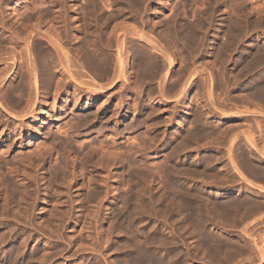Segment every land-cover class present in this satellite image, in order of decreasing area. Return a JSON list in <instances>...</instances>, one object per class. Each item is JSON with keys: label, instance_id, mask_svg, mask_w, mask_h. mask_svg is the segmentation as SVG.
Returning <instances> with one entry per match:
<instances>
[{"label": "rangeland", "instance_id": "rangeland-1", "mask_svg": "<svg viewBox=\"0 0 264 264\" xmlns=\"http://www.w3.org/2000/svg\"><path fill=\"white\" fill-rule=\"evenodd\" d=\"M28 1L29 0H0V16L1 15H5V16H7L8 15V17H9V19H8V17H6L5 18V16L3 15V17H2V19H0V21L2 20V22H0L1 24H0V34L1 35H3V37L5 38V40H6V44H10L9 46L7 45V47H6V45H5V48H7L8 50H12V48H14L13 46L15 45V49L19 52L21 49L20 48H22V47H20V46H23V44H19L17 47H16V44H15V34H16V30H15V28H17L18 26H17V24L18 23H16L15 21H17V20H20L21 22H23L24 20V22L23 23H27L26 25H38V23H39V21H40V23L39 24H41V31H42V33L43 32H45L46 30H47V28H48V26L49 25H51V20H52V18L54 17L53 15H55V13L57 12V14H61V15H63V16H65L66 17V20H67V22L69 23V27L71 28V29H74V28H76L78 25H80L82 22H86V24L85 25H87V24H91L90 26L89 25H87V26H89L88 27V30H87V34L88 33H90L89 32V30H91V33L90 34H88V35H85V33L84 32H77L75 35L76 36H79V37H85L83 40L84 41H86L87 40V43H89V45H90V40H89V38H93V41H91V45H93V47H95L96 48V50L98 51V52H100V54L102 53L103 55V57L104 56H106V54H112L113 55V53H114V55H115V49H114V47H112L111 48V50H109V53H108V51H106V47H105V45H106V39L109 37V34H110V32H111V29H112V27L114 28H117L116 26H115V24L114 23H116L117 22V26H119L120 27V29H122V28H125V26H128V28H132V25L134 24L136 27H133L136 31H139V29H140V31H142V32H144V33H146V34H148V35H150L151 36V38L152 39H154V40H156V42L158 43V44H160L159 42H161L160 40L161 39H163L162 40V43L161 44H164L163 46H164V48H166L167 47V49H168V52L170 51V52H172L173 54H171L173 57H174V59L175 60H177L176 62L178 63L177 64V66H176V69L178 70L179 69V71H177V73L175 72L176 70H174L173 69V71H172V75H171V77H174L175 75L177 76L178 75V73L181 71V69L180 68H182V67H184L185 66V64H186V62H184V64L181 62L183 59H182V57L184 58V54H185V61H187L188 59L190 60V61H192V63H193V66H194V64L196 65V62L200 59V60H204V64L203 63H201L202 61H198L197 62V65L198 64H200L201 65V67H202V64H203V67L204 68H206L207 70L209 69L210 71V73H212V76H213V73H214V76H215V72H216V76L215 77H217V78H214V76H213V78H214V81L217 79H219V77H220V79L218 80V81H220V83H221V79H222V76L224 75V68H225V72H226V75H224L223 77H227V80L229 79V77L228 76H230L229 74H230V72H232V71H234V64L233 63H235L236 61V59H238V57L241 55V52H242V50H247L248 48H250V47H256V45L258 44L260 47H257L259 50H261V49H264V48H262V46H264V17H263V21H261V19H260V17L261 16H263V15H258L257 16V12H256V14H255V10H253V8H254V6L256 5V4H260V3H263L264 1H262V0H257V1H259L258 3H257V1L255 2L254 0L252 1V5H250L251 4V2H250V0H242V1H244L245 3H238L240 6L241 5H244V6H246V7H244V6H241V8L240 7H238L239 5L238 4H236L237 2H242L241 0H238V1H234V0H228V2H227V0H223V1H225L224 3H223V1L221 0H212V1H210V0H207V5L211 2V3H213L214 4V2H215V6L212 4V5H206V3L204 2L203 4H202V1H206V0H186V2H185V0H122V1H120V0H101L100 2H99V0H89V3H88V0H87V2H85L84 0H55L54 2L52 1V0H39V1H36V0H34V3L31 5V7L29 6L28 7V11H25V12H27L28 13V15L29 16H31V21H33L32 22V24H31V21L28 23V22H26L27 20L25 19V16L24 15H27V13L26 14H23L22 12H24V10H20V11H22V12H20L23 16L20 18V19H18L21 15L19 14V17L18 18H15V14L16 13H12V12H14V11H17L18 10V8L20 7L21 9H22V7L26 4V3H28ZM114 1V2H113ZM129 1V2H128ZM137 1V2H136ZM158 1V2H157ZM159 1H161V2H159ZM169 1V2H168ZM193 1V2H192ZM195 1H197V2H195ZM200 1H201V3H200ZM218 1H220V3H216V2H218ZM42 2H43V5H44V7L42 6ZM52 2V3H51ZM58 2V3H57ZM61 2V3H60ZM83 2H85L86 3V5H85V3H84V7H82L83 6ZM94 3V4H91L90 5V3ZM108 2H112L111 4L109 3V5H108ZM119 2V3H118ZM127 2L129 3V4H127ZM165 2H167V3H165ZM195 2V3H194ZM234 2V4H236V6L240 9V12H239V9L238 10H236L237 9V7L234 5V4H232V6H230L231 5V3H233ZM74 3V4H73ZM88 3V4H87ZM114 3V5H112ZM131 3V4H130ZM160 3H161V5H160ZM187 3V4H186ZM221 3H223L224 5H222ZM230 3V4H229ZM256 3V4H255ZM75 4H77L76 6H75ZM80 4V5H79ZM99 4L101 5L102 4V6L100 7L99 6ZM107 6H106V5ZM118 4V5H117ZM121 6H120V5ZM125 4V5H124ZM176 4H177V6H176ZM182 4V5H181ZM188 4H189V6H188ZM191 4H193V5H191ZM229 6V9H227V5ZM248 4V5H247ZM1 5H2V7L3 8H5V9H1L2 7H1ZM6 5V6H5ZM87 5L89 6V9H88V7H87ZM174 5V6H173ZM197 5L198 6H200V8H202V9H200L199 7H198V10H197ZM204 7H203V6ZM226 5V6H225ZM234 5V6H233ZM260 5H262V4H260ZM260 5H258V8H254V9H256V11H261V12H263V14H264V10H263V8L260 6ZM19 6V7H18ZM60 6V7H59ZM68 6H69V8H68ZM81 6V7H80ZM91 6V7H90ZM104 6V7H103ZM113 6L114 7H117V8H114L113 9ZM119 6V7H118ZM171 6V7H170ZM180 6V7H179ZM188 6V7H187ZM194 6V7H193ZM212 8H211V7ZM216 6H217V8H219V9H217L216 8ZM219 6V7H218ZM251 6L253 7L252 8V10H253V12H251L252 10H250V8H251ZM262 6H264V5H262ZM62 7H66L67 9H68V11L66 10V8L64 9V8H62ZM73 7V9H71ZM101 8V10H100V8ZM108 7V8H107ZM149 7V8H148ZM166 7V8H165ZM174 7V8H173ZM176 7V8H175ZM178 7V8H177ZM206 7H210V9L209 8H207L208 10H206V12H204V11H202L203 10V8H204V10L206 9ZM231 7H234L233 9H235V12H234V10L231 8ZM236 7V8H235ZM242 7H244V8H242ZM8 8V9H7ZM35 8V9H34ZM45 8H49V9H47V10H50V13L49 14H51V13H53V15H52V18H51V16H49V14L47 15V17H46V19L47 18H49V21H48V19H47V21H45L46 23L48 22V24H49V22H50V24L48 25L47 24V26H46V23L43 21L45 18L43 17L42 19H41V17H39V15H41V12H42V10L43 9H45ZM81 8H85V9H87V11L85 12L84 10L85 9H82L81 10ZM99 8V9H98ZM112 8V9H111ZM136 8V9H135ZM180 8H182V9H180ZM196 10H195V9ZM225 8V9H224ZM14 9V10H13ZM17 9V10H16ZM31 9V10H30ZM34 9V10H33ZM63 9V10H62ZM95 9H98V10H96V12H97V14H96V12H95ZM116 9V10H115ZM122 9H124L125 11H123ZM143 9V10H142ZM160 9V10H159ZM180 9V10H179ZM187 9V10H186ZM222 9H224V10H222ZM244 9H246V10H248V11H246V10H244ZM258 9V10H257ZM5 10V11H4ZM66 10V11H65ZM81 10V11H80ZM90 10V12H88ZM93 10V11H92ZM100 10V12H101V14H99L98 13V11ZM130 10H132V11H130ZM145 10V11H144ZM151 10H153L152 12H151ZM156 11V13H155V11ZM172 10V11H171ZM177 11V15L175 14V16L174 15H172V13L173 12H176ZM186 10V11H185ZM212 10L213 11H215L216 13H215V15H214V17H211V12H212ZM217 10L219 11L220 10V12H217ZM227 10V11H226ZM244 10V11H243ZM4 11V12H3ZM64 11V12H63ZM75 11H76V13H75ZM83 11L88 15V17H91L90 18V20H87V15L85 16V14H84V17H80V16H82L81 15V13H79V12H82V14H83ZM136 11H137V13H136ZM172 13H171V12ZM182 11V12H181ZM198 12V14H199V12L200 11H202V12H200V13H202V16L204 17V14H205V17L204 18H206V16H208V15H210V16H208V18H206V19H204L202 16H201V14H197L196 12ZM209 11V12H208ZM211 11V12H210ZM221 11H224V12H221ZM228 11H233V13H235V15L234 14H231L232 12H228ZM243 11V12H242ZM1 12H3V14L1 13ZM18 12V13H19ZM24 12V13H25ZM34 12H36L37 14H39V15H37L36 13H34ZM66 12V13H65ZM88 12V13H87ZM132 14H131V13ZM171 13V15L173 16H171L170 15V13ZM203 12H204V14H203ZM238 12H239V14H238ZM247 13L246 15H244L243 17L246 19V21L243 19V17L241 16L240 18L238 17V15H243L242 13ZM6 13V14H5ZM13 14L14 15V17H13V15H12V17H13V20H12V17H11V14ZM34 13V14H33ZM91 13H92V15H91ZM102 13L105 15H102ZM106 13H107V15L110 17L111 16V18L113 17V15H114V18H106V17H108L107 15H106ZM140 13V14H139ZM147 13V14H146ZM179 13V14H178ZM188 13V14H187ZM192 13H193V15H192ZM196 15H195V14ZM229 13V14H228ZM244 13V14H245ZM250 13V14H249ZM66 14V15H65ZM78 14V15H77ZM131 14V15H130ZM163 14V15H162ZM166 16H165V15ZM174 14V13H173ZM184 14V15H183ZM231 14V15H230ZM238 14V15H237ZM259 14V13H258ZM75 15H77V20H76V18H75ZM80 15V16H79ZM91 15V16H90ZM127 15V16H126ZM146 15V16H145ZM154 15H155V17H154ZM181 16V17H183V18H181V17H179V16ZM226 15H228L227 16V18H228V21H227V18H226ZM233 15H234V17H233ZM249 15H251V16H249ZM80 18H79V17ZM97 16H99V19H98V17ZM104 16V17H103ZM130 16V17H129ZM171 16V17H170ZM177 16V17H176ZM196 16V17H195ZM201 18H200V17ZM231 16V17H230ZM236 16V17H235ZM246 16H247V18H246ZM252 16H255L256 18H251ZM0 17V18H1ZM24 17V18H23ZM33 17V18H32ZM36 17H39L38 19L36 18ZM73 17V18H72ZM102 17V18H101ZM127 19H126V18ZM146 19H145V18ZM161 17V18H160ZM167 19H166V18ZM169 17H170V21H169ZM174 17H176V18H174ZM194 17V18H193ZM197 17H198V19L200 18L201 19V21H200V23H195L196 21L197 22H199V20L197 19ZM209 17H211V18H209ZM218 17H220L221 19H223V20H221V19H219ZM224 17H225V19H224ZM15 18V19H14ZM36 18V19H35ZM71 18V19H70ZM101 18V19H100ZM105 18V19H104ZM162 18H164V19H162ZM172 18H174V19H176V20H174V19H172ZM179 18H181V19H179ZM188 20H190V21H188ZM196 18V19H195ZM213 18H214V20H213ZM234 18V19H233ZM237 18H238V20H237ZM4 19V20H3ZM24 19V20H23ZM51 19V20H50ZM108 20V21H104V20ZM121 19V20H120ZM135 19V20H134ZM145 19V20H144ZM158 19V21L159 20H161V22L159 21H157V22H155L156 20ZM172 19V20H171ZM185 21H183V20ZM209 19V20H208ZM236 19V20H235ZM241 19V21L240 22H243V23H240L239 22V20ZM23 20V21H22ZM36 20H38V22L36 21ZM72 20V21H71ZM113 20V21H112ZM126 20V21H125ZM165 21V24L164 23H162L163 21ZM169 21L170 23L173 21L174 23H179L180 21V23L177 25V27H176V25L172 22L171 24H169V22H167V21ZM205 20H207V22H205ZM212 20V22L214 23H212V25H214L215 26V28H214V26H211V25H207V24H211V22H209V21H211ZM219 20H220V22H223L224 24L226 23V26L223 24V23H221V25L220 24H218V22H219ZM232 20H234V21H232ZM254 21V22H256V24H258L259 25V22L261 23V22H263L262 24H261V26L263 27H259L258 25H257V27H256V24L255 23H253L252 22V24H255L254 25V28H255V30L256 31H254V28H253V26H252V28H253V32H252V30H250V27L249 26H251V22H249V21ZM20 21H19V25H21V23H20ZM41 21H43L42 23H41ZM77 21H79V22H77ZM80 21H82V22H80ZM90 21H91V23H90ZM100 21V22H99ZM114 21H116V22H114ZM123 21V22H122ZM124 21H125V23H124ZM135 21V22H134ZM138 21V22H137ZM183 21V22H182ZM191 21H192V23H193V21H194V23L193 24H204V23H206V25L207 26H205V28H206V30H207V32H204V31H206L205 30V28H204V30L202 31V29H203V27H204V25L202 24V26H195L194 25V27H196V29H201V30H199L198 29V32L196 31V35L195 36H199V40H202V47L200 46V48L198 47L197 49H198V54H196V53H192L193 54V56H196V58L195 57H193L192 56V54H191V52L192 51H194V49H193V47H194V45H193V42H188V41H185V40H179L178 42H171L172 44H170V41L169 40H172V38L173 37H175V36H177V34L178 35H182V33H181V31H179L180 29H178V26L179 27H181L182 29H186L187 27L186 26H188L190 23H191ZM214 21H218L217 23L216 22H214ZM231 21H232V23L233 24H231ZM235 21H236V23H235ZM238 21V22H237ZM6 22H8V23H6V25H3V24H5ZM118 22H120V23H118ZM121 22L122 23H124V24H121ZM128 22V23H127ZM129 22L132 24V25H130L129 24ZM145 22V23H144ZM152 22V23H151ZM154 22V23H153ZM166 22H167V25H166ZM186 22H188L189 24H185ZM246 22H247V24H246ZM11 23H12V25H11ZM22 23V24H23ZM44 23V24H43ZM105 23V24H104ZM112 23V24H111ZM147 23H148V25H147ZM155 23H158V25L156 24L155 25ZM159 23L161 24V25H159ZM183 23V25H184V27H183V25H181ZM191 23V24H192ZM234 23H235V25H234ZM237 23H239L238 25H240L241 27L242 26H246L247 27V29L249 28V30L251 31H247V33L249 34L248 35V37H251V38H247V39H244V40H242L241 41V44L243 45H240L239 46V48L237 49L238 51H236V54H234L233 56H231V58H229V59H227V60H229V61H226L225 62V64L222 66L221 65V67H222V69L220 68V65H218V67H219V71H216V68H217V70H218V67H215L214 65H215V63H219V60H218V62L216 61L217 59L215 58V50H217L218 49V45L221 43V41L220 40H225L223 37H227L226 36V32H228L229 30H228V28L229 27H232L233 25L234 26H238V25H236ZM14 24L16 25L15 27H14ZM42 24H43V26H42ZM73 24V25H72ZM76 24V25H75ZM78 24V25H77ZM136 24H138V25H136ZM143 24V25H142ZM146 24V25H145ZM169 24V25H168ZM174 24V25H173ZM191 24L188 26V28L190 29H193V24H192V26H191ZM224 26H223V25ZM228 24H231V26H229ZM244 24V25H243ZM2 25L5 27V29L4 30H7L6 32L3 30V28H1L2 27ZM249 25V26H248ZM76 26V27H75ZM121 26H123V27H121ZM130 26V27H129ZM165 26L168 28H170V26L173 28V31H172V33L170 32L171 30H172V28H171V30L170 29H167V31H165L166 30V28H165ZM174 26H175V28H177V29H175L174 28ZM191 26V27H190ZM212 28H211V27ZM244 26V27H245ZM44 27V28H43ZM138 27V28H137ZM148 27V28H147ZM164 27V28H163ZM202 27V28H201ZM210 27V28H209ZM221 27V28H220ZM227 27V28H226ZM260 29H259V28ZM12 29V31H10L11 29ZM90 28V29H89ZM127 28V27H126ZM145 28V29H144ZM147 28V29H146ZM186 29V31H190L189 29ZM226 28V29H225ZM251 28V29H252ZM119 29V28H118ZM195 29V30H196ZM215 29L217 30V31H215ZM221 29V30H220ZM262 29V30H261ZM10 31V33H12V32H15V33H13V36H10V35H12V34H10L9 33V31ZM14 30V31H13ZM179 31V33L177 32V31ZM220 30V31H219ZM223 30L225 31L226 30V32H223ZM261 30V31H260ZM98 31V36L100 35V34H102V38L104 39V42H102L103 40L102 39H100L101 38V35H100V37L98 38V36H97V34H96V32ZM102 31V32H101ZM151 31V32H150ZM203 33H202V32ZM259 33H258V32ZM93 32V33H92ZM99 32H100V34H99ZM108 32V33H107ZM121 32H122V30H121ZM148 32V33H147ZM169 32V33H168ZM174 32V33H173ZM185 32V31H184ZM199 32H201V34L202 35H204L203 37L206 39H204V38H202L201 39V37L200 36H202L201 34H199ZM209 32V33H208ZM212 32V33H211ZM257 32V33H256ZM7 33V34H6ZM188 33V32H187ZM199 35H198V34ZM210 33H211V35H210ZM214 33H216L215 35H214ZM221 33H222V35H221ZM225 33V34H224ZM253 33V34H252ZM5 34V35H4ZM78 34V35H77ZM152 34H154V35H152ZM188 34H190V32L188 33ZM206 34V35H205ZM212 34H213V36H212ZM223 34L225 35V36H223ZM85 35V36H84ZM90 35V36H89ZM93 35V36H92ZM147 35V36H148ZM192 35V34H191ZM219 35H221V36H223V37H221L222 39H220V38H214V37H219ZM260 35V36H259ZM97 36V37H96ZM104 36V37H103ZM130 36L131 35H128L127 37H126V39H125V46L126 45H128L129 46V43H130V46H135L136 45V41H137V38H135V39H133L134 38V36L132 37V38H130ZM207 36V37H206ZM13 38L12 40H11V38ZM86 37H87V39H86ZM129 37V38H128ZM161 37V38H160ZM211 37H212V40H211ZM157 38V39H156ZM159 38V39H158ZM210 38V39H209ZM86 39V40H85ZM99 39V40H98ZM208 39L209 40H211V42L210 41H208ZM92 40V39H91ZM214 40V41H213ZM89 41V42H88ZM100 41H101V45H100ZM134 41V42H133ZM159 41V42H158ZM183 41H185V42H183ZM204 41V42H203ZM93 42H95L94 44H93ZM99 42V43H98ZM129 42V43H128ZM136 42V43H135ZM164 42H166V43H164ZM207 42V44H205ZM209 42V43H208ZM216 42V43H215ZM220 42V43H219ZM250 43L249 45L248 44H246V45H244L245 43ZM256 42V43H255ZM260 42H262L261 44H260ZM85 43V42H84ZM134 43H135V45H134ZM181 43V44H180ZM187 44V46L188 45H190V46H193L191 49L188 47V49H187V46H186V44ZM211 43V44H210ZM215 43V44H214ZM219 43V44H218ZM133 44V45H132ZM205 44V45H204ZM252 44V45H251ZM256 44V45H255ZM263 44V45H262ZM95 45V46H94ZM165 45H166V47H165ZM171 45V46H170ZM177 45H179V47L177 46ZM181 45V46H180ZM185 45V47H183ZM257 45V46H258ZM137 46H140V45H138V43H137ZM206 46V47H205ZM208 46V47H207ZM213 46H217V48L216 47H213ZM242 46V47H241ZM248 46V47H247ZM101 47V48H100ZM143 47H145L146 48V50H148V48L144 45ZM169 47V48H168ZM181 47V48H180ZM204 47V48H203ZM5 48H3V51H1L0 50V52H2V53H4L5 51ZM10 48V49H9ZM184 48H186V49H184ZM203 48V49H202ZM212 48H215L214 50H213V53H214V55H210V53H212ZM244 48V49H243ZM0 49H2V47L0 48ZM6 49V50H7ZM171 49V50H170ZM179 49H183V53H182V50H180L179 51ZM193 49V50H192ZM211 49V50H210ZM239 49H241V50H239ZM125 50H127V46H126V48H125ZM187 52H186V51ZM192 50V51H191ZM201 50V51H200ZM203 50V51H202ZM206 50V51H205ZM175 51V52H174ZM185 51V52H184ZM191 51V52H190ZM211 51V52H210ZM241 51V52H240ZM243 51V52H244ZM261 51H263L264 52V50H261ZM11 52V51H10ZM148 52H150L149 50H148ZM180 52V53H179ZM189 52V53H188ZM196 52H197V50H196ZM203 54H202V53ZM242 52V53H243ZM19 53H21L22 54V50L19 52ZM151 54H152V52H150ZM175 53H176V55H175ZM205 53V54H204ZM212 53V54H213ZM130 54H131V60H130V68H132L133 69V65H131L132 63H133V54H132V51L130 52ZM180 54V55H179ZM183 56H182V55ZM189 56L190 55V57H188L187 55ZM196 54V55H195ZM208 54V55H207ZM239 54V55H238ZM113 55V56H114ZM155 57H158V55L156 56L155 54H153ZM204 55V56H203ZM3 56V55H2ZM24 56V55H23ZM23 56H19V57H23ZM177 56V57H176ZM182 56V57H181ZM199 56V57H198ZM214 56V57H213ZM191 57H193L194 58V60H192L193 58H191ZM208 59V61H206V66L208 67L209 66V64H210V66H211V63H214V65H212V66H214V67H210L209 66V68H207V67H205V60H206V58ZM76 58V60L78 59L77 57H75L74 56V59ZM161 57L159 56L157 59H160ZM178 58V59H177ZM209 58L210 59H212V60H215L216 62H214V61H212V60H210L209 61ZM215 58V59H214ZM234 58H236L235 60H234ZM162 59V58H161ZM160 59V60H161ZM180 59H182L181 61H180ZM197 61H196V60ZM21 59L19 58V61H20ZM188 60V61H189ZM21 61H23V60H21ZM21 61H20V63H21ZM190 61H189V63H190ZM194 61V62H193ZM180 62H181V64H180ZM228 62H230V63H228ZM189 63L187 62V64L188 65H186L185 67H187V66H189ZM22 64V63H21ZM191 64V63H190ZM220 64V63H219ZM24 65V64H23ZM179 65V66H178ZM184 65V66H183ZM200 65H198V66H195V67H197V69L198 70H200ZM181 66V67H180ZM231 66V67H230ZM179 67V68H178ZM190 67V66H189ZM214 70H213V69ZM230 68H232V69H230ZM262 70H260V71H264L263 69H264V67L262 66V67H260ZM131 70V69H130ZM222 70H223V72H222ZM229 70H231V71H229ZM229 71V72H228ZM98 72V73H97ZM173 72H174V74H173ZM220 72V74L222 75V76H220L219 75V77H218V75H217V73H219ZM262 72H260V74H262ZM94 73H95V75H94ZM103 74L101 71L99 72L98 70L97 71H95V72H92L91 74L92 75H94L93 77H94V79H96L95 78V76L97 75V79H96V82L98 83V84H101V86H103V88L104 87H106V85L109 83V85L111 86V84L113 83L112 81H110L109 80V82H108V79H110L109 77H112L111 75H110V73L109 74H107L106 73V77H105V73L102 75L104 78H102V76H101V74ZM161 73V72H160ZM200 75H204V74H206V72H201L200 71ZM174 75V76H173ZM228 75V76H227ZM107 76H109L108 78H107ZM204 76H206V75H204ZM100 78V79H99ZM102 78V79H101ZM175 78V77H174ZM170 79H173V78H170ZM226 79V78H225ZM225 79L223 80V82L225 83H219V86H221V92H219V89H217L216 91H218L219 92V97H217V99L219 100L220 98H222V99H220L219 101H222L223 100V98L227 101V100H229V102L227 101V104L229 103L230 104V99H228L229 97L228 96H226V95H229L230 94V91L235 87V86H232V88H230V86L225 82ZM200 79H197L195 82H198ZM216 80V81H217ZM173 81V80H172ZM171 80L169 81V84H170V82H172ZM215 81V84L217 83ZM112 82V83H111ZM200 82H201V80H200ZM200 82H198L200 85H201V83ZM10 83V81H8L7 83H6V85H8ZM111 83V84H110ZM198 83H196L195 84V86L197 85V86H200V85H198ZM218 84V83H217ZM216 84V85H217ZM105 85V86H104ZM109 85L107 86V88L109 87ZM226 85V86H225ZM227 85H228V87H227ZM114 86V88H112V90H108V89H105V95L107 96V97H109L110 98V100H111V102H115L116 101V104H118V101H117V99H119L120 97H118L117 95V93H119L120 94V92L122 91L120 88L121 87H118V86H120V85H113ZM218 86V85H217ZM216 86V87H217ZM223 86H225V87H223ZM7 87V86H6ZM136 87H138V89H140V91H137L136 90V93L138 94L139 92V95H137L136 93H129V94H126L125 95V93L124 92H121L122 93V99L120 100V108L118 109V122L119 123H112V122H110L109 123V125H108V127H110V130L108 129V131L106 132V131H101V128H102V125H100V124H98V123H96V124H93V125H90L89 127H85L84 129L81 127V128H78V127H80V126H78V125H76L77 126V128L75 127V125H70V124H67L68 126H66V123H70L71 122V120H72V123L74 124L75 122V116H76V114H78L79 112L77 111V112H75V114L73 115H71L70 113H72L71 112V110H72V106L73 105H70L71 103H73L74 102V100L72 99L71 101L72 102H70V104H68V105H66L65 103H66V99L67 98H69V93H67L66 91H61V93H60V96H61V98H62V100H60V101H57V104H56V110L58 111V112H56L55 110L53 111L52 109L51 110H49L50 112H51V119H50V121L45 117V116H43V110H40L39 108V110L36 112V114H35V117H33V118H29L28 120H26L25 122H24V125H22V126H20L19 127V130L17 131L18 132V134H19V132L21 131V134L20 135H18L17 134V132L16 133H14L13 135L11 134H9L10 132H11V129L13 128H16V124H18L17 122H14L13 121V119L12 118H10V117H8V115L6 114V116H5V113L3 112V111H0V117L2 118L3 116V120L4 121H7V123L8 124H5V125H3V127L4 128H6V127H8L10 124V126L8 127V128H10V130L9 131H5L4 130V128H2V126L0 127V128H2V129H0L1 131H0V149L2 148V150L4 151L3 153H5L6 151V148L9 150L8 152H6L7 154H6V156H4V154H3V156H2V158H3V160L2 159H0V205H2V208H3V210L1 209V206H0V234L2 233V232H4L5 233V236H6V234L8 233V232H11V234L8 236H6L7 237V239H9V240H7L6 239V237H4L6 240H5V242L7 243H5V245L4 244H2L3 242H4V239H3V241L1 242L0 241V262H3V260L4 261H7V260H9L10 261V258L8 257L7 258V255H9V253L10 252H12V250H15V249H17V246L18 245H20V244H22L23 242L26 244V245H24V244H22V245H20V246H18V248L20 247V248H23V249H25V250H22L21 251V249L19 248V251H18V262L19 263H21V264H36V263H38V264H41V262H42V257H44L43 258V262L44 261H47L48 259H49V257L51 258V255H52V257L54 258H52L51 260H48V262L49 263H47V264H51V263H53L54 262V264H56V261H57V264H77V263H79V264H111V263H113V264H116V262H123L122 264H132L133 262H132V260H130L131 258H132V256L137 252V250H139V249H136L138 246H139V244H141V246H139V247H141L142 248V244L144 245L145 244V242L143 241L144 239H142V241H143V243H142V241H139V243L138 242H134V241H136L135 240V238L134 237H139L140 239L141 238H143L142 236L144 235V238L146 237V239L145 240H147V242L146 243H148V245L146 244V245H144L143 246V249L144 250H142V251H146L145 253L147 254L148 253V255H150V256H154L155 258H157V259H161L162 261H163V259H165L164 260V263L165 262H167V263H165V264H168V263H170L169 262V260L167 261V259L165 258L166 256H168V255H170V256H168L169 257V259H170V257H173V255L174 254H176V255H178L177 253H179V255L178 256H176L175 257V255H174V258L175 259H182L180 262H183L184 264H201L202 263V261H203V264L204 263H206V264H223L224 263V261H226V259H227V261L229 260V261H231L232 260V263H230V264H233L234 262H236V263H234V264H244L245 262L246 263H248L247 262V259H246V261H245V259H243V258H245L246 256H248V254L247 253H249L248 252V250L246 249V248H248V246H246L247 245V243H243L242 242V240L244 241V239H246L245 237L244 238H242L241 236H243L242 235V230L245 228V227H247L246 225H247V222H249L250 220H252V219H254V218H251V219H248V218H246L248 221H246L245 219H244V221L242 220L241 222L237 219L236 221H235V223H234V220H232V219H235L234 217H229V220H227L228 219V217H227V219L226 218H221L220 217V219H218V217L216 218L215 217V215L214 214H209V215H211V216H209L208 217V215H206V213H207V211H205V210H208V209H210V208H212V207H216V205L218 206V204H215V206H214V203H220L221 201L223 202L224 200H226V198H228L229 196H231V198L229 197L227 200L229 201L230 199V201L229 202H231L230 204H234L235 203V201H236V196L233 194H231V195H229L228 197L227 196H223V194L221 195V194H218V193H220V192H222V191H237L238 189L239 190H242L243 188H244V186H245V183L243 182V181H240L239 180V177L238 176H236L235 174H234V172H232L231 170V166H230V164L228 165V160L226 159V157H227V153H222V151L224 152V146L228 143V142H225V141H227V139L226 140H224V142L223 141H221L220 140V137L219 136H215V134H217L218 132H214V125L212 126H210L209 128L210 129H212V127H214L212 130H211V132H213L212 134H211V132H210V129L208 128V127H204L203 126V128L204 129H208V130H206V131H208L209 132V134L206 132V135H207V137H205L206 135H204V137L205 138H207V140H209V142H211L212 143V141H213V143L214 142H216V143H218V145H220V142H221V145H223V147H221V145L220 146H218L217 145V148L219 147L220 148V153H221V155L223 156L222 158H223V162L221 161L222 160V158H220L219 157V155H220V153H219V155H218V149L215 147L216 146V144H213V145H211V143L210 144H208L207 143V140L205 139V140H203L202 138H201V136L203 137V135L201 134V133H199V134H201V136L199 135V134H197V138H198V141H197V138L194 136H192V135H194V133H193V128H194V132H195V127H194V122H192L193 124L190 126V124H191V122H190V124H189V121L188 120H190V117H189V115H187V116H184V115H182L181 113L183 112V107L185 106H183V104H188L187 102H188V98L189 97H192L193 96V98H189V99H191L190 101H192L193 102V100L195 99L194 97H196L195 95H196V93H195V91H193L192 92V90L194 89V90H196L194 87L193 88H191L189 91H188V97H187V102H186V100H176V98H173V99H170L169 100V96H171V94H170V92H169V96L168 95H165L164 96V98H162V99H158L157 97H154V96H157V91H156V89H157V86H151L152 88L153 87H155V90H154V88H153V90L151 91V92H149V88H148V86L146 87V86H136ZM143 87L145 88V89H143ZM117 88H118V91H117ZM148 88V89H147ZM224 88V89H223ZM227 88V89H226ZM228 89H231V90H228ZM53 90V89H52ZM51 90V91H52ZM117 91V93H116V91ZM227 90L229 91V92H227ZM107 91V92H106ZM148 93L149 92V94H147L146 92ZM154 91H156V93L154 92ZM225 91V92H224ZM66 92V93H65ZM114 92V93H113ZM145 92V93H144ZM223 92V93H222ZM226 92H227V94H226ZM108 93L109 94H111V96L110 95H108ZM145 95V96H147V95H149V96H147V99H146V97L144 98V96L142 95ZM153 93H155L154 95H153ZM217 93V92H216ZM221 93H222V96H220L221 95ZM117 94V95H116ZM131 94V95H130ZM134 94H136L137 96H138V98H142V99H136L137 98V96H135L133 99H132V97H133V95ZM150 94H152V96H150ZM218 94V93H217ZM226 94V95H225ZM63 95V96H62ZM104 95V96H105ZM124 96H126V99L124 100ZM130 96V98H128V97ZM167 96H168V100L167 99H165V98H167ZM174 96V95H173ZM173 96H171V97H173ZM218 96V95H217ZM40 97L43 99V97H44V95H43V93H41V95H40ZM106 97V98H107ZM152 97L153 99H152V101H151V99L150 98ZM203 98H204V96H202ZM201 97V102L200 103H203V101L205 100V99H203ZM216 97V95L214 96V98ZM227 97V98H226ZM40 98V103H41V99ZM63 98H64V101H63ZM66 98V99H65ZM104 98V97H103ZM105 98V99H106ZM108 98V99H109ZM155 98H157V100L155 99ZM102 100L101 99V101H100V103H102V101L104 102V101H106V100ZM128 99H130V100H128ZM145 99H146V101H145ZM149 99V100H148ZM176 101H175V100ZM216 99V98H215ZM216 99V100H217ZM125 101V103L124 102H122V101ZM132 100L134 101H136L137 100V106H136V110L133 108V107H131V108H133V109H131V112L130 113H128L127 114V112H128V110L130 109V107L129 106H132L131 105V103H135V102H132ZM146 102H144V101ZM161 100H162V102H161ZM165 100H167L166 102H165ZM196 100V99H195ZM225 100H223V101H225ZM139 101V102H138ZM140 101H142V104H141V102ZM148 101H150L149 103H148ZM160 101V103H157L156 104V102H159ZM171 101V102H170ZM64 102V103H63ZM85 101H83V103H84ZM114 102H113V104L112 105H115L114 104ZM153 102V103H152ZM174 102H176V104L175 105H173L172 106V104L174 103ZM191 102V103H192ZM43 103H44V100H42V105H43ZM127 103V104H126ZM135 103V104H136ZM140 103V104H139ZM145 103V104H144ZM163 103V104H162ZM50 104H52L50 101L48 102V104H47V106H49ZM85 104V103H84ZM151 104H152V106H151ZM166 104H168V106L166 105ZM169 104H170V106H169ZM196 103H195V101L192 103V110H194V112H196V110H198V109H196V108H198L196 105H195ZM60 105V106H59ZM129 105V106H128ZM147 106V108L145 107V106ZM150 105V106H149ZM153 105L155 106V107H153ZM59 106V107H58ZM64 106V107H63ZM128 106V107H127ZM141 106H143V107H141ZM151 107V108H149V107ZM157 106V107H156ZM179 106V107H178ZM181 106H183V107H181ZM50 107L52 108V105H50L48 108L50 109ZM58 107V108H57ZM60 107H61V109H60ZM139 107H141V108H139ZM164 107H166V108H164ZM170 107V108H169ZM196 107V108H195ZM19 108V107H18ZM22 108V107H21ZM69 108H71V109H69ZM145 108V109H144ZM157 108V109H156ZM161 108H162V110H161ZM172 108H174V109H172ZM177 108V109H176ZM128 109V110H127ZM141 109V110H140ZM149 109H151V110H153V109H155L156 110V114L155 113H151V112H155V110L154 111H151V112H147V110H149ZM164 109H166L165 111H167V112H165L164 111ZM181 109V110H180ZM196 109V110H195ZM264 109V108H263ZM68 110H69V112H68ZM143 110V111H142ZM162 112H161V111ZM171 110H172V112H171ZM175 110V111H174ZM178 112H177V111ZM40 111H42V114L40 113ZM53 111V112H52ZM135 111V112H134ZM139 111V112H138ZM145 111V112H144ZM174 111V112H173ZM229 111V110H228ZM61 112V113H60ZM134 112V113H133ZM143 112V113H142ZM161 112V113H160ZM176 112V113H175ZM3 115H2V114ZM64 113H65V115H64ZM145 113V115L146 116H148L147 115V113L150 115V113L152 114V115H150V116H148V118H146L145 116H143V114ZM172 113V114H171ZM174 113H175V115H174ZM69 114H70V116H71V118L69 117ZM132 114H134V115H132ZM156 116H155V115ZM167 114H169V115H167ZM170 114H171V116H170ZM177 114V115H176ZM204 114V113H203ZM2 115V116H1ZM110 114H107L106 116H109ZM174 115V116H173ZM181 115V116H180ZM205 115V114H204ZM203 115V116H204ZM53 116V117H52ZM106 116L104 117V118H106ZM126 116V117H125ZM154 116H155V118H154ZM160 116V117H159ZM164 116H167V117H164ZM168 116L169 117H171L170 119L168 118ZM178 116V117H177ZM206 116V115H205ZM215 116V115H214ZM5 117L8 119V120H6L5 119ZM55 117V118H54ZM66 117H68V118H66ZM138 117H139V119H140V117L143 119H140V120H138ZM147 119V120H145V118ZM156 117H158V119H156ZM162 117H164L165 119H167L166 121L168 122V123H165L166 121L164 120V118H162ZM183 117V118H182ZM10 118V119H9ZM104 118H102L103 120H104ZM151 118L152 119H154L155 120V122H154V120H152L153 122H151ZM183 119L185 122L186 121H188V123L186 122V124H185V122H184V124H182V127H181V129H178V127H175L176 125H175V122L176 121H179L180 119ZM191 118H193V116H191ZM215 118H217V115L215 116ZM214 117L212 118V119H215ZM53 119H55V120H53ZM58 119V120H57ZM66 119V120H65ZM101 119V122L103 121ZM159 119H161V120H163V121H161V124L159 125V123H160V121H158V123H157V120H159ZM174 119V120H173ZM186 119V120H185ZM62 120H64V121H67V122H63ZM143 122H142V121ZM146 121V123H148L150 126H152V125H157V127H155V126H152V128L150 127H148L149 128V131H147L148 129H147V127L145 128V125H144V123H145V121ZM170 120V121H169ZM183 120H181V121H183ZM49 121V122H48ZM54 121H55V123H54ZM60 121H62V123H65V125H64V127L62 126L63 124H61L60 123ZM115 121V120H114ZM132 121V122H131ZM134 121V122H133ZM191 121H192V119H191ZM129 122H130V124L132 125L133 123H134V131H132V133H126V131H124L125 130V128H127L128 126H127V124L129 125ZM150 122L152 123V125L150 124ZM170 122H172V123H170ZM15 125H14V124ZM26 123V124H25ZM56 123H58V124H56ZM61 124V128H63V130H64V128L67 130L68 128L67 127H69V126H71V127H75L76 128V130H75V128L72 130V129H70V131H66L65 132V130H64V132H60V134H58V132H56V125L58 126V125H60ZM71 123V124H72ZM145 123V124H146ZM162 123H164L165 124V126H162L163 124ZM76 124V123H75ZM116 126H115V125ZM123 126H125V127H123ZM139 124V125H138ZM141 124H142V126H141ZM148 124H146V126H149ZM167 124V125H166ZM169 124V125H168ZM14 125V126H13ZM138 125V126H137ZM159 125V126H158ZM185 125V126H184ZM23 126H25V127H23ZM66 126V127H65ZM143 126H144V128H145V130H144V128H143ZM23 127V128H22ZM104 127V126H103ZM138 127V128H137ZM253 127V126H252ZM251 127V128H252ZM21 128V129H20ZM112 128V129H111ZM136 128V129H135ZM154 128V129H153ZM182 128H183V131L184 130H186V131H182ZM12 129V130H13ZM81 129V130H80ZM89 129V130H88ZM91 129H92V131H91ZM147 129V130H146ZM152 129V130H151ZM161 129V130H160ZM177 129V130H176ZM203 129V130H204ZM254 129V130H253ZM3 130V131H2ZM55 130V131H54ZM62 130V129H61ZM60 130V131H61ZM62 130V131H63ZM75 130V131H74ZM83 130V131H82ZM96 132H99V131H101V132H99V133H96V135H95V133H94V131ZM112 130V131H111ZM114 130L116 131V134H115V132H114ZM151 130V131H150ZM157 130V131H156ZM189 130H192V132L190 133L189 132ZM251 130H253L252 132H254V131H256L255 130V128H252ZM73 131V132H72ZM81 131H82V133H81ZM86 131V132H85ZM89 131V132H88ZM147 131V132H146ZM178 131V132H177ZM188 131V133H189V135H191V138H187V134L188 133H186ZM205 131V130H204ZM204 131H202V132H204ZM2 132V133H1ZM4 132V133H3ZM6 132V133H5ZM56 132V133H55ZM79 134H78V133ZM89 133V135H88V133ZM112 132H114V133H112ZM118 132L121 134L122 133V135H118ZM177 132V133H176ZM61 133H63V134H61ZM65 133V134H64ZM70 133V134H69ZM73 133V134H72ZM74 133H76V135H74ZM83 133H85V134H83ZM93 133V134H92ZM102 133V134H101ZM108 133H112L111 134V136H108V135H110V134H108ZM184 133H186V135L184 134ZM215 133V134H214ZM77 134H78V136H77ZM99 134H101V136L99 135ZM132 134H134L135 135V139H134V141H133V138L131 139V135ZM174 134V135H173ZM177 134H179V135H177ZM211 134V135H210ZM214 134V135H213ZM255 134H258L257 133V131H256V133ZM73 135V136H72ZM83 135V136H82ZM86 135H87V137H86ZM91 135V136H90ZM93 135H95V136H93ZM98 135V136H97ZM103 135V136H102ZM115 135V136H114ZM116 135H118V136H116ZM134 135L132 136V137H134ZM180 135H183L182 137L180 136ZM189 135H188V137H189ZM195 135H196V133H195ZM208 135H210V136H208ZM213 135V136H212ZM218 135V134H217ZM2 136V137H1ZM13 136H19V137H13ZM106 136V137H105ZM115 137V139H114V137ZM127 136H129V137H127ZM184 136H186V137H184ZM214 137V138H216V139H211L210 140V138H208V137ZM257 136V135H256ZM15 138L14 140H12L13 138ZM48 137V138H47ZM84 139H83V138ZM90 137V138H89ZM96 137L99 139V141H98V139H96ZM106 138L107 139V137L109 138V137H113L112 138V140L111 141H113L114 143H115V145H114V150H113V153H117V157H116V165H114V166H110V170L112 171V174H114V182L112 181V180H108V181H106V183H108V186H107V184L105 185V186H100V183H102V179H100V178H102V174H103V172H105L106 171V175H103V176H105V177H107V170L106 169H104V170H99V166L97 167V165L95 166V167H97L96 169L93 167V159H94V161H96L97 162V158H100V156H101V153H99V152H101L100 150H99V146L97 145V144H100L101 143V141H100V139L101 138ZM125 137V138H124ZM126 137H127V140H126ZM180 137V139H182V145H184L185 143L184 142H186L187 144V146L185 147V145H184V147H185V150H183L184 149V147H183V149L181 148V146H180V144H181V142H180V140L178 141V138ZM193 137V138H192ZM201 139H200V138ZM218 137H219V140L220 141H218ZM12 138V139H11ZM47 138V139H46ZM79 138H81L82 139V142L80 143L79 141H80V139ZM87 138H89V139H87ZM120 138V139H119ZM124 138V139H123ZM174 138V139H173ZM183 138H187V139H193V141H194V143L192 142V140H189V142H187V140H185V139H183ZM194 138H196V139H194ZM115 141H114V140ZM49 142H48V141ZM108 140V139H107ZM110 140V139H109ZM108 140V141H109ZM121 140V141H120ZM183 140H185V141H183ZM216 140V141H215ZM11 141H12V144H10L11 143ZM21 141V142H20ZM43 141V142H42ZM65 141V142H64ZM93 141H95V143L93 142ZM97 141V142H96ZM2 142V143H1ZM44 142H46V144L44 143ZM58 142H60V144L58 143ZM64 142V143H63ZM99 142V143H98ZM175 142V143H174ZM176 142H178V143H176ZM180 142V143H179ZM195 142H196V144H195ZM241 143H240V145H242V151H244L245 152V154H248L247 153V149L245 148V147H243V141H240ZM47 143H49V144H47ZM97 143V144H96ZM113 143V144H114ZM170 143V144H169ZM192 143V144H191ZM208 145H207V144ZM222 143H225V145L224 144H222ZM8 145V147H9V145H11L10 146V148H8L7 147V145ZM42 144H44L43 146H46L45 147V149L47 150L44 154H42V152H40V150H42L41 148H43V146H42ZM66 144V145H65ZM83 144V145H82ZM97 145V147H99V148H97V147H95L96 145ZM166 144H168V145H166ZM173 144H175V145H173ZM176 144H177V147H178V152L176 153V151H177V149L175 148L176 147ZM179 144V145H178ZM190 144V145H189ZM205 144H206V148H205ZM3 147H2V146ZM31 145V146H30ZM33 145H35V146H33ZM101 145V144H100ZM169 145H171V146H169ZM210 145V147H208ZM36 146H38V147H36ZM167 146H169V147H167ZM174 146V147H173ZM204 146V148L202 149V147ZM226 146H228V145H226ZM36 147V148H35ZM95 147V148H94ZM117 147H118V150H117ZM173 147V148H172ZM180 147V148H179ZM208 147V148H207ZM5 148V149H4ZM34 148V149H33ZM40 149L39 151H38V149ZM49 148H50V150L51 149H53V151L51 150V151H49ZM55 148V149H54ZM210 148V149H209ZM212 148L214 149H216V150H212ZM223 148V150H221ZM32 149V150H34V152L35 153H37V154H35V153H33V154H35L36 155V157H38L39 158V161H40V165H38V163L36 162L37 161V159L36 160H34L33 159V156L35 157V155H31V153L33 152V151H30V150ZM44 149V148H43ZM44 149V150H45ZM57 149V150H56ZM94 149L96 150V151H94ZM98 149V150H97ZM169 149H170V151H169ZM179 149H181V151H180V153H179ZM2 150H0V152L2 153ZM22 150V151H21ZM56 150V151H55ZM93 152H95V153H93ZM172 150V151H171ZM174 150H176L175 151V153H173V155L172 154H170L169 152H174ZM183 150V151H182ZM225 150H227V147L225 148ZM246 150V151H245ZM27 151H29V152H31L30 153V156L32 157H30L29 156V152H27ZM91 153H90V152ZM97 151H99L98 152V154H99V156H98V154L95 156V154L97 153ZM234 151H236V150H234ZM49 152V153H48ZM55 152V153H54ZM87 153V157L86 156H84V154H86ZM182 152V153H181ZM226 152V151H225ZM238 152V151H237ZM236 152V153H237ZM1 153H0V155H1ZM26 153H28V156L26 155ZM38 153H39V155H38ZM48 153V154H47ZM119 153V154H118ZM167 153H169V154H167ZM179 153V155H177V156H175L174 157V155H176V154H178ZM213 153V155H215V159L217 158L216 156H218V161H220V162H215L216 160L214 159V156H211V154ZM235 152H233V154H234ZM50 154V155H49ZM89 154L91 155L90 157H92L90 160H92V161H90L89 159H86V158H88L89 157ZM94 154V155H93ZM217 154V155H216ZM226 154V155H225ZM25 155H26V157L28 158V159H25V161H27V162H23L22 163V161H24V159L23 158H26L25 157ZM43 155V156H42ZM173 157V158H171V157ZM207 156V157H206ZM208 156H209V159H210V156H211V159H212V157H213V159L211 160L212 162H210V160L208 159ZM237 157V154H234V157ZM1 157V156H0ZM169 157V158H168ZM235 157V159H238V157L236 158ZM19 158L20 159H22V160H20L19 161ZM117 158H118V160H117ZM164 158H165V160H164ZM208 159L209 160V162H210V165H209V163L206 161V160H204V159ZM219 158L221 159V160H219ZM29 159H31V161L29 160ZM45 159V160H44ZM172 161H171V160ZM177 159V160H176ZM186 159H187V161H186ZM196 159L198 160V161H196ZM2 160V161H1ZM169 162V163H167V161ZM203 160V161H202ZM213 160H214V162H213ZM29 161V162H28ZM35 161V162H34ZM38 161V162H39ZM91 163H89V162ZM98 161H99V159H98ZM164 161H166V162H164ZM201 161V162H200ZM206 161V162H205ZM227 161V162H226ZM69 163V165H68V163ZM96 162H94V165H95V163ZM183 162H185V163H183ZM200 162V163H199ZM202 162H205L206 163V165H204L205 163H202ZM4 163V164H3ZM20 163V164H19ZM28 163V164H27ZM159 163H163L164 165H162V164H159V165H162V166H159L158 164ZM167 163V164H166ZM176 165H175V164ZM197 163V164H196ZM208 163V164H207ZM213 163V164H212ZM215 163V164H214ZM220 163L222 164V166H223V168H221L222 166H220ZM255 163H258V162H255ZM24 164V165H23ZM27 165V168L25 169V167H23V166H26ZM33 164H35V165H33ZM56 164V165H55ZM62 164V165H61ZM65 164V165H64ZM96 164H98V163H96ZM100 164V163H99ZM98 164V165H99ZM165 164L167 165V167L165 166ZM172 165L173 167V169H174V172H175V170H176V166H177V169L179 170V172H178V170H176V173L174 174L173 173V169H171V166H168V165ZM187 164V165H186ZM194 164V166H192ZM211 164H212V167H211ZM226 164H227V167H226ZM259 165H261V166H264V162L263 163H258ZM36 165H38L37 167H36ZM42 165V166H41ZM57 165H61L62 166V170H63V175H64V179H66V180H63V175H62V177L61 176H58V174H60V173H58L57 175L55 174V173H57L58 171L57 170H60V166H57ZM66 165H68V166H66ZM76 165H78L77 167H76V171H75V173H76V176H77V179L74 181H72L71 179H72V177L70 176V180H69V178H68V176H69V174H71L72 172H71V168L72 167H75ZM190 165V166H189ZM196 165V166H195ZM197 165H199V166H197ZM207 165H209L208 167H207ZM219 165V166H218ZM34 166H35V169H34ZM42 167V169H41V167ZM54 166V167H53ZM66 168L67 167V171L64 169V167ZM89 166V167H88ZM166 167V168H164V167ZM219 167V169H218V167ZM224 166L228 169V170H224ZM11 167V168H10ZM16 167V168H15ZM20 169H19V168ZM23 167V168H22ZM51 167H53L52 169H53V171L51 170ZM58 167H60V168H58ZM78 167L80 168V169H78ZM170 167V168H169ZM181 167V168H180ZM187 167V168H186ZM190 169H189V168ZM192 167V168H191ZM200 167H202V168H200ZM204 167L206 168V169H204ZM210 167V168H209ZM8 168H10V169H8ZM34 170H33V169ZM44 168V169H43ZM47 168H48V170H47ZM50 168V169H49ZM58 168V169H57ZM68 168H69V170H68ZM115 168V169H114ZM161 169V171H159L160 169ZM167 168H168V170L169 169H171V170H169V172H168V175H166V173L167 172H164V171H168L167 170ZM184 168V169H183ZM193 168L194 169H197L196 171L195 170H193ZM208 168H209V171H207L208 170ZM213 168H214V170L215 171H213ZM225 168V169H226ZM11 169H13V170H16V171H12ZM23 169H24V171H25V173H24V171H23ZM31 169H32V171H31ZM38 169V170H37ZM159 169V170H158ZM182 170V172H181V170ZM186 169L187 170H189V171H186ZM200 169H202V170H200ZM221 169V170H220ZM10 170H11V173H10ZM17 170H19L18 171V173H17ZM28 170V171H27ZM43 170H45L44 172H45V174H44V172H42ZM48 172H47V171ZM62 170L60 171V172H62ZM64 170L67 172V173H69L68 174V176L67 175H65V173L66 172H64ZM80 170V171H79ZM94 170H95V173H94ZM185 170V171H184ZM206 171V173H205V171ZM213 172H212V171ZM223 170V171H222ZM23 171V172H22ZM32 172V174L31 175H29V174H27V172L28 173H30V172ZM35 171H37V172H34ZM41 171V172H40ZM52 171V175H51V173H49V172H51ZM55 171H57V172H55ZM68 171H70V172H68ZM82 171V172H81ZM89 171H90V173H89ZM98 171V172H97ZM102 171V172H101ZM113 171H115V173L113 172ZM154 171V172H153ZM185 173H184V172ZM211 171V172H210ZM225 171H227V173H228V176H226V173H225ZM9 172V173H8ZM41 174H40V173ZM53 172H55L54 174H53ZM151 172H153V174H151V175H155L153 178H152V176L150 175L149 176V174L151 173ZM177 172L179 173V176L177 177ZM197 172H201L200 174L199 173H197ZM202 172H204V174H202ZM208 172L211 174V173H214V174H212L211 176L209 175L208 176ZM215 172H216V174H215ZM48 173H49V175H48ZM98 173V174H97ZM156 173V174H155ZM182 173V174H181ZM185 174V176H184V174ZM226 178V177H228V181H229V177H230V179H234V180H230V181H234L233 182V184H232V182H228V183H230V187L232 188H229L228 186V183H227V181H226V179H224V177H222V175ZM25 174H27V176H28V178H27V176L25 175ZM36 174V175H35ZM38 174V175H37ZM44 176H43V175ZM62 174V173H61ZM90 174V175H89ZM119 175V177L118 176H115V175ZM170 174V175H169ZM174 175V177H173V175ZM180 174L182 175V176H180ZM206 174V175H205ZM225 174V175H224ZM53 175H55L54 177H51V176H53ZM92 175V176H91ZM96 175V176H95ZM100 175V176H99ZM144 176V178L146 177V179H147V181H145V183H143L141 180H143L142 178H141V176ZM171 175H172V177H171ZM195 175V176H194ZM203 175V176H202ZM21 176V177H20ZM49 176V177H48ZM58 176V177H57ZM98 176V177H97ZM135 176V177H134ZM165 176V177H164ZM168 176V179L170 180H166L167 182H170V183H165L164 181H165V178ZM169 176H170V178H169ZM178 178L177 180L175 179L174 180V178H176V177ZM20 177V178H19ZM62 179H61V178ZM66 177V178H65ZM91 177V178H90ZM118 177V178H117ZM138 177H139V179H138ZM148 177V178H147ZM221 177L224 179V181H226V183H227V185L224 183V181H223V179H221ZM35 178L37 179L36 181H35ZM44 178H45V180H44ZM50 178V179H49ZM52 178V179H51ZM59 178V179H58ZM88 178H90V180L88 179ZM117 178V179H116ZM121 178V179H120ZM136 178H137V180H136ZM149 178H152V180L153 179H155V180H153L154 181V183H153V181H149L148 179ZM174 180V182H173V180ZM21 179V180H20ZM23 179V180H22ZM26 179H28V180H26ZM43 179V180H42ZM123 180V181H121L120 182V180ZM136 181H135V180ZM141 179V180H140ZM222 180V182H220L221 180ZM35 182H34V181ZM39 180V181H38ZM42 180V181H41ZM63 180V181H62ZM68 180V181H67ZM121 183H119L118 181ZM139 180V181H138ZM145 180V179H144ZM151 180V179H150ZM28 182V184H27V182ZM33 181V182H32ZM39 182V184H38V182ZM53 181H55V183L53 182ZM57 181V182H56ZM65 181H67L68 183L67 184H65L64 182ZM69 181L70 182H75L74 184H75V186H73L72 188H71V183L69 184ZM135 181V182H134ZM138 181V182H137ZM156 181V182H155ZM178 181H179V183H178ZM219 181V182H218ZM5 182H7V183H5ZM10 182V183H9ZM24 182V183H23ZM41 182V183H40ZM43 182V183H42ZM46 182H50V183H46ZM79 184H78V183ZM88 182H91V185L90 186H88ZM123 182V183H122ZM137 182V183H136ZM141 184H140V183ZM150 182V183H149ZM153 184H152V183ZM176 182L178 183V185H176ZM12 183V184H11ZM22 183L23 184H25L24 185V187H23V185H22ZM29 183H31V184H29ZM33 183V184H32ZM52 183V184H51ZM56 184V185H54V184ZM92 183H93V185L94 186H92ZM118 183V184H117ZM125 183V184H124ZM140 185H139V184ZM145 184V187L146 186H148L149 184H150V186H148L150 189H153V188H151V187H154L155 186V188L153 189V191L151 190V192H148V194H150V195H148V197H150V199H148L146 196H147V194H146V192H144V189H145V191L147 190V189H149L148 187H144V185L143 184ZM149 183V184H148ZM156 183H158V184H156ZM217 183L219 184L218 186H220V187H216L217 186ZM220 183H222V184H220ZM223 183H224V185H223ZM236 183V184H235ZM258 183V182H257ZM6 184V185H5ZM10 186H9V185ZM46 184V185H45ZM51 184V185H50ZM85 184V185H84ZM148 184V185H147ZM172 185V187H174V188H172V189H175L176 190V192L177 193H180V194H182L184 197H186L185 195L187 194L186 192H189V193H191V195L190 196H192L193 197V195L192 194H194V192H196L195 194H194V198H195V196H197V195H202V194H204V195H202V197H207V196H209L208 198H200L199 196H197L196 198H195V200L197 201H195V200H193V198L191 197V198H188V197H190V196H188L189 195V193H188V200H190V205H189V207H190V209L191 210H187V209H182L181 207H182V204L180 203V205H179V202H183L182 201V195H177V193H175V191H174V194H173V196H172V194H171V196L170 197H172V198H170L169 197V194L171 193V191H173L172 189L171 190H169L171 187H170V185L169 186H167V185ZM235 184V185H234ZM8 185V186H7ZM13 185V186H12ZM29 185V186H28ZM31 185H33L32 186V188H30L29 189V187L31 186ZM48 185H50V186H48ZM64 185V186H63ZM85 186V189H84V187L83 186ZM112 185V186H111ZM116 187V191L115 190H113V189H115V187ZM120 187V185L122 186V188L120 187V189H119V187ZM141 185H142V187H141ZM157 185V186H156ZM214 185H216V186H214ZM221 185H222V187H221ZM226 185V186H225ZM232 185H234V187L232 186ZM240 185V186H239ZM26 186V187H25ZM69 186V187H68ZM79 186H82V187H79ZM110 186V187H109ZM123 186H125V187H123ZM166 186V187H165ZM179 187V188H177V187ZM224 186V187H223ZM242 186V187H241ZM9 189H8V188ZM10 187H11V189L13 190V192H15V191H17V192H15L16 194H13V192L11 191V189H10ZM15 188L16 187V190L15 189H13V188ZM27 187H28V189L30 190V192L33 190V193H31L30 195H28L30 192H29V190L27 189ZM33 187H35V188H33ZM67 187V188H66ZM75 187H76V189H75ZM78 187V188H77ZM91 187V188H90ZM93 187V188H92ZM103 187V188H102ZM109 187V188H108ZM166 188L167 189V187L169 188L167 191H169L168 193H166L165 191H164V193L166 194V196H164V193H163V191H162V189H164V188ZM178 189V191H177V189ZM225 187H227V188H225ZM241 187V188H240ZM6 188H7V190L8 191H10L11 192V194H10V192H9V194L10 195H8V191L6 190ZM22 188V189H21ZM66 188V189H65ZM82 188V189H81ZM87 188V189H86ZM89 188V189H88ZM95 188V189H94ZM112 188V189H111ZM118 188V189H117ZM219 188V189H218ZM229 188V189H228ZM237 188V189H236ZM26 189V190H25ZM35 189H37V191H36V194H34L35 192ZM72 189V190H71ZM142 189H143V191H142ZM149 189V190H150ZM166 189H164V190H166ZM223 189V190H222ZM15 190V191H14ZM25 190V191H24ZM62 190H63V192H62ZM77 190V191H76ZM91 190V191H90ZM95 190L96 191H98V192H96V193H98V197H97V195H96V193H95ZM110 190H111V192H113L114 194H113V196H112V193H108V192H110ZM117 190H119V193H118V191ZM162 192H161V191ZM183 192V190H184V194L183 193H181V191ZM7 193H6V192ZM62 192V196H60V194H61V192ZM67 191H68V193H67ZM89 191H90V193H89ZM104 191V192H103ZM140 193H139V192ZM141 191H142V193H143V195L141 194ZM197 191H199V192H197ZM214 191H216L214 194H213V192ZM19 192V193H18ZM25 192H26V194H25ZM38 192H40V196H39V193ZM60 194H59V193ZM76 192H79V193H77V196H76ZM105 192H107L106 194H105ZM128 192V193H127ZM130 192V193H129ZM138 192V193H137ZM159 192L160 193H162L163 194V196H161L162 194H160V196H159ZM212 192V193H211ZM6 194V196H5V194ZM48 193V194H47ZM74 193V194H73ZM99 193L100 194H102L103 193V198H104V200H103V198L102 197H99ZM173 193V192H172ZM197 193H199V194H197ZM209 193L210 194H212V195H209ZM217 193V194H216ZM23 194H25L24 196H27V197H24L25 199H23V197H22V195ZM69 196H68V195ZM70 194H72L71 195V197H70ZM94 194H95V196L97 197V198H95V196H94ZM105 194V195H104ZM111 194V195H110ZM141 194V195H140ZM146 194V195H145ZM156 194H158V195H156ZM168 194V195H167ZM8 195V196H7ZM13 195V196H12ZM15 195V196H14ZM20 195V196H19ZM37 195V199H36V197H33V196H36ZM65 195V196H64ZM114 195H116V196H114ZM145 195V196H144ZM154 195H156V198H155V196ZM178 196V198H177V196ZM206 195V196H205ZM217 196V197H215V196ZM2 196V197H1ZM12 196V197H11ZM33 197L34 198V200H33V205H32V207H29V199L30 200H32V198H30V197ZM57 196V197H56ZM59 196H60V198L61 199H59ZM80 198H79V197ZM102 196V195H101ZM105 196V197H104ZM109 196V197H108ZM144 196V197H143ZM163 197V198H165V199H163V198H160V199H162V200H166L167 199V196H168V199L167 200H169L170 199V202L169 203H171V200H172V203H173V205H171L172 206V208H174V209H170L169 207H170V205H169V203L167 202V200H166V202L167 203H165V201H162V200H160V199H158L159 197ZM176 196V197H175ZM219 196V197H218ZM232 196H235V199H234V197H232ZM8 197H10L11 199L13 198V201H15L14 203H13V201H9V200H11L10 198H8ZM22 197V198H21ZM64 197V198H63ZM69 197H70V199H72V202H69V201H71L70 199H69ZM141 197L143 198V199H141ZM155 199H154V198ZM182 197V198H181ZM210 197H211V199H210ZM9 200H8V199ZM40 198V199H39ZM59 200H61V202L59 201L58 202V199ZM67 198V199H66ZM79 199V200H77V199ZM83 198V199H82ZM92 198H94L93 200H92ZM101 198V199H100ZM107 198V199H106ZM110 198V199H109ZM154 200H153V199ZM180 198V199H179ZM7 199V202L5 201ZM20 199H23V201L21 200V202H24L25 203V208H23L24 206H23V203H21L20 202ZM56 199V200H55ZM85 199H89V200H85ZM116 199H118L117 201H115ZM152 199V200H151ZM176 200V199H179V200H176V201H174V200ZM202 199V200H201ZM209 200L210 202H208V204H206V201H204V200ZM232 199H234L233 201H232ZM2 200H4L6 203H4V201H2ZM25 200V201H24ZM46 200H48V201H46ZM65 200V201H64ZM67 200H69V201H67ZM76 200V201H75ZM95 200V201H94ZM100 200H103L102 201V203H101V201ZM107 200V201H106ZM125 200V201H124ZM138 200L140 201V202H138ZM148 200H151V203H152V201H154L153 202V205L150 203V201H148ZM160 200V201H159ZM202 201V203L204 202V204L205 205H203L201 202H199V201ZM207 200V201H208ZM226 200V201H227ZM238 200V199H237ZM27 201H28V203H27ZM55 201H56V203H57V205H55L56 203H55ZM74 201V202H73ZM79 201V202H78ZM97 201H100V202H97ZM119 201H120V203H119ZM141 201H142V203H141ZM156 201V202H155ZM163 202V204H162V206L161 205H159V203L160 202ZM178 201V202H177ZM191 201H194L193 203L191 202ZM226 201H224V202H226ZM17 202H18V204H17ZM31 203H32V201H30ZM36 202V203H35ZM66 204H65V203ZM83 203V205L82 204H80V203ZM116 202V203H115ZM126 202V203H125ZM157 202H159V203H157ZM175 202H177V204H176V206L174 205L175 204ZM223 202V203H224ZM2 203V204H1ZM11 203V204H10ZM21 203V204H20ZM30 203V204H31ZM54 203V204H53ZM59 203L60 204H62V205H59ZM63 203H64V206H63ZM72 203H74V205L72 204ZM86 203V204H85ZM102 205H101V204ZM125 203V204H124ZM143 203H145L146 205H148V206H146L145 204H143ZM154 203H156L155 204V206H154ZM164 203H165V205H164ZM196 203H200V204H202L205 208H207V209H205V208H203V206L201 207L200 205H196ZM210 203L212 204L211 206H210ZM7 204L11 207H9V206H7ZM35 204V205H34ZM80 204V205H79ZM88 204H90L89 206H88ZM121 204H123L124 206H125V208H124V210H123V208L122 207H124V206H122L121 207ZM141 204H143L144 206H146V207H144V209H142V205ZM149 204H151V206L152 207H154V208H152ZM161 204V203H160ZM168 204V205H167ZM195 207V205H196V209L192 206V205ZM195 204V205H194ZM222 204V203H221ZM5 205L7 206V208H10V209H7V208H4L5 207ZM21 207H20V206ZM54 205H55V207H54ZM59 205V206H58ZM66 205V206H65ZM71 205V206H70ZM80 206V208H81V205H82V211L79 209V206ZM92 205V206H91ZM138 205V206H137ZM164 205V206H163ZM178 205V206H177ZM207 205H209L208 207H210V208H208L207 207ZM220 205V204H219ZM4 206V207H3ZM13 206H15V207H13ZM29 208V212H27V207ZM31 206V205H30ZM35 206V207H34ZM136 206H137V208H136ZM160 206V207H159ZM174 206V207H173ZM34 207V208H33ZM92 207V208H91ZM95 207V209H93ZM140 207V208H139ZM156 207V208H155ZM163 207V208H162ZM167 208L168 207V210H169V212L167 213L166 211V213L168 214H166L165 212H163L164 210H162V209H165V208ZM180 209H179V208ZM192 207H193V210L194 211H192ZM197 207H200V208H197ZM15 209V212H14V210H11V209ZM55 208H57V209H55ZM136 208V209H135ZM162 208V209H161ZM176 208H178V210L176 209ZM7 209V210H6ZM23 209V210H22ZM25 209V210H24ZM30 209H32V211L30 210ZM86 211H85V210ZM95 210V211H93L92 212V210ZM96 209H98V210H96ZM120 209H122V211L120 210ZM142 209V210H144L143 212H140V210ZM152 209H153V211H152ZM157 209V210H156ZM159 209H160V211H162V212H160L159 211ZM198 209H202L201 211H202V213H200L201 215H203L204 214V216L203 217H201L200 216V214H199V216L202 218V220H204L205 218H207L208 219V221H210L209 223L210 224H208V223H206V225H205V223L204 222H208V221H205V220H207V219H205L204 221H203V223H202V221H201V223L202 224H198V226H196V223H193L194 222V220L191 218H188L187 219V217L188 216H190V215H195L196 216V210H198ZM203 209H205L204 211H203ZM5 210L7 211V212H5ZM34 210H36L35 212H34ZM42 210V211H41ZM57 210H59L60 212V214L58 213V211ZM91 210V211H90ZM167 210V209H166ZM173 210V211H172ZM180 210H182V211H180ZM200 210H198V212H201ZM9 211V212H8ZM30 211H31V213H30ZM56 211V212H55ZM79 211H81V212H79ZM90 211V212H92V213H88V212ZM98 211V212H97ZM155 211H157L159 214H157V212H155ZM209 211V210H208ZM210 211H212V209H210ZM209 211V212H210ZM7 214V217H6V215L4 216V214L5 213ZM15 214H14V213ZM50 212V213H49ZM86 213V215L87 216H85L83 213ZM173 212V213H172ZM177 212H179L180 213V215H179V213L178 214H176ZM183 212H186V214H189V215H185V213H184V215L183 214H181V213H183ZM189 212V213H188ZM193 212V214H191ZM206 212V213H205ZM4 213V214H3ZM18 213V214H17ZM21 213L23 214V216H22V219H20L21 217H20V215H21ZM28 213H29V215H28ZM58 213V214H57ZM97 213V214H96ZM108 213V216L106 215ZM162 213V214H161ZM171 213V214H170ZM177 215L176 216V218H175V214ZM3 214V215H2ZM14 214V215H13ZM52 215V216H54V217H52V216H50V215ZM164 214V215H163ZM165 214H166V219L165 218H163L164 216H165ZM174 214V215H173ZM13 215V216H12ZM67 215V216H66ZM80 215H83V216H80ZM90 215L92 216V217H94V219L91 217L90 218ZM98 215V216H97ZM127 215H129L131 218H129V217H125V216H127ZM171 215V216H170ZM172 215H173V217H172ZM183 215V217H181ZM193 215V216H194ZM3 216V217H2ZM62 216V217H61ZM76 216H79V217H76ZM95 216H97V217H95ZM106 216V217H105ZM123 216V217H122ZM193 216H190V217H193ZM194 216V217H195ZM199 216L198 217H196V218H199ZM205 216H207V217H205ZM256 216H257V214H256ZM12 217V218H11ZM33 217V218H32ZM58 217H61V218H58ZM172 219H171V218ZM180 217V223H179V221H177V218H179ZM205 217V218H204ZM255 217V216H254ZM25 218V219H24ZM56 218V219H55ZM79 218V220L81 221H77V219ZM88 218V219H87ZM110 220H109V219ZM122 218H123V220H122ZM127 218V219H126ZM170 218V219H169ZM175 218V220H173ZM182 218H183V220H182ZM195 218V219H196ZM201 218H199L200 220H201ZM204 218V219H203ZM209 218H211V219H209ZM231 218V219H230ZM5 219V220H4ZM54 219V220H53ZM82 219H84V220H82ZM99 219V220H98ZM131 220V221H133V223L131 222V221H129V222H131V224H129V222L127 221V220ZM169 219V220H168ZM184 219H186V220H184ZM59 220V221H58ZM64 220V221H63ZM89 220V221H88ZM93 220V221H92ZM105 220V221H104ZM108 220H109V222H108ZM124 220H126V221H124ZM172 220V221H171ZM191 221V220H193V221H191L192 223H189V226L192 224L193 226H194V224H195V226L197 227V230H195L196 229V227H195V229H193V227H192V225H191V227H192V231H191V229H189V228H191V227H189L188 225H184V224H188V222L189 221ZM224 220H226L227 221V223H225L226 221H224ZM230 220L234 223V227L233 226H231V223L232 222H230ZM3 221V222H2ZM32 221V222H31ZM57 221V222H56ZM85 223H83V222ZM121 221H122V223H121ZM173 221H175L174 223H173ZM182 221H184L183 222V224H182ZM186 221V222H185ZM221 221V222H220ZM246 221V222H245ZM78 223V225H77V223ZM91 222V223H90ZM112 222V223H111ZM127 223V225H129V226H125V223ZM195 222H196V220H195ZM224 222V223H223ZM239 222V223H238ZM243 222H245V223H243ZM260 222V221H259ZM59 223V224H58ZM83 223V225H81ZM110 223V224H109ZM176 223V224H175ZM216 223H218V224H216ZM219 223H223V224H219ZM233 223H232V225H233ZM240 223H242V225H240ZM7 224V225H6ZM101 224V225H100ZM108 224H109V227H108ZM114 224V225H113ZM183 225V226H188L187 227V229H184V227H183V229L185 230H183L182 228L181 229H179L180 227H181V225ZM244 224V225H243ZM6 225V227H4ZM9 225V226H8ZM80 225V226H79ZM88 225V226H87ZM112 225V226H111ZM134 227H136V228H133L132 229V227L133 226ZM177 225H178V228H177ZM180 225V226H179ZM237 225V226H236ZM8 226V227H7ZM57 226H58V228H57ZM79 226V227H78ZM124 226H125V228L127 229H124ZM202 226V227H201ZM12 227V228H11ZM83 227H84V229H83ZM89 227V228H88ZM106 227L107 228H111L112 229V227H113V229L115 230V228H117V230H111V229H106ZM127 227H129V228H131V229H129V228H127ZM202 229H201V228ZM258 233L259 234H262V233H264V230H262V227H261V224L260 223H258ZM260 227H261V229H260ZM11 228V230L9 231V229ZM77 228V229H76ZM85 228H86V230H85ZM87 228H88V230H87ZM91 228V229H90ZM98 228V229H97ZM206 230H205V229ZM263 228H264V225H263ZM8 229V230H7ZM92 229H95V231L94 230H92ZM106 230V232H105V230ZM119 229V230H118ZM138 229V230H137ZM199 229H201V230H203L204 229V233L203 232H201ZM109 230V233H112V234H114V235H112V236H114V237H112L107 231ZM123 230H125V232L123 231ZM130 230V231H129ZM138 231V232H136V231ZM261 230H262V232H261ZM2 231V232H1ZM6 231H7V233H6ZM58 231V232H57ZM97 231V232H96ZM112 231V232H111ZM115 233H114V232ZM121 231V232H120ZM133 231L135 232V234L133 235L132 233H133ZM197 231H200V232H197ZM77 232L80 234H77ZM88 232V233H87ZM90 232V233H89ZM122 232H123V234H122ZM140 232L142 233V234H140ZM194 232H195V234H199V233H202V236L204 237L205 236V239L207 240V242H206V244L211 240H213L212 241V243L211 242H209V244L210 245H208L207 244V246L205 245V243H202V241H201V239H202V237H201V235L199 234V235H195L194 234ZM197 232V233H196ZM261 232V233H260ZM74 233H75V235H74ZM92 233V234H91ZM96 233V234H95ZM125 233H126V235H125ZM130 233H131V236H130ZM138 233V234H137ZM144 233V234H143ZM16 234V235H15ZM18 234V235H17ZM106 234H109V235H106ZM121 234V235H120ZM137 234V235H136ZM204 234V235H203ZM2 235H3V233H2ZM78 235V236H77ZM116 235V236H115ZM139 235V236H138ZM142 235V236H141ZM264 235V234H263ZM4 236V235H3ZM11 236V237H10ZM13 236V237H12ZM75 236V237H74ZM79 236H81V237H79ZM108 236V238H106ZM132 236H133V238H132ZM141 236V237H140ZM198 236V237H197ZM199 236L201 237V239L199 238ZM78 237H79V240H78ZM89 237V238H88ZM95 237V238H94ZM199 238V240L201 241V242H199V240L197 239V238ZM241 237V238H240ZM75 238H77V239H75ZM84 238V239H83ZM111 238V239H110ZM115 238V239H114ZM119 238V239H118ZM220 238V239H219ZM221 238H222V240H221ZM237 238V239H236ZM240 238V239H239ZM13 239V240H12ZM19 239V240H18ZM25 239V240H24ZM27 239V240H26ZM88 240V241H86V240ZM107 239H110V240H108L107 241ZM112 239H114V240H112ZM204 239V238H203ZM217 239V240H216ZM219 239V240H218ZM242 239V240H241ZM11 240V241H10ZM17 240V241H16ZM23 240V241H22ZM77 240V241H76ZM83 240H84V242H83ZM134 240V241H133ZM224 240H227V242H225ZM238 240V241H237ZM19 241H22L21 243H19ZM27 243H26V242ZM82 242V243H80L81 245H82V247L81 246H79L80 244H79V242ZM111 241V242H110ZM217 241V243H215ZM221 242V244H220V242ZM241 241V242H240ZM247 241V240H246ZM11 242V243H10ZM16 242H18V243H16ZM30 242V243H29ZM76 242L78 243V244H76ZM91 242H92V244H91ZM108 242V243H107ZM134 242V243H133ZM234 242V243H233ZM235 242L237 243V244H235ZM245 242V241H244ZM86 243V244H85ZM112 243V244H111ZM199 243H201V244H199ZM222 243H229L228 245H230V243L232 244L231 246H229V248L228 249H226V247L225 246H223L222 245ZM240 243V244H239ZM1 244L3 245V246H1ZM9 244V245H8ZM14 244H17V246H14ZM48 244H50V245H48ZM88 244V245H87ZM91 244V246H89ZM212 244V245H211ZM214 244H216V245H214ZM220 244V245H219ZM240 245V247H243V248H245L246 250H247V253H245L246 252V250H244L245 252V254H246V256H245V254H242L243 252H236L235 251V249H234V251H231L232 250V248H231V250H230V247H233V246H235V245H237V246H239ZM7 245V246H6ZM45 245L48 247L47 248V250L46 251H48V252H45V249H46V247H45ZM76 245H78L77 247H76ZM85 245H87V247L88 248H90V251H89V249L87 248V251H86V247H85ZM122 245H124V247H127V250H124V249H126V248H123L122 247ZM126 245V246H125ZM171 245H172V247H171ZM174 245V246H173ZM201 245V246H200ZM215 246V251L212 249V247L211 246ZM222 245V246H221ZM12 246L14 247V249L12 248ZM24 246V247H23ZM35 246V247H34ZM49 246L50 247H55V248H50L49 249ZM120 246V248H118V250H117V248H115V247H119ZM147 246H149L148 248H147ZM159 246H160V249H159ZM197 246V247H196ZM198 246H199V248H198ZM205 246V247H204ZM219 246V247H218ZM4 247V248H3ZM27 247V248H26ZM28 247H29V249H28ZM79 247H81V248H79ZM93 247V248H92ZM112 247H114V248H112ZM138 247V248H139ZM175 247H176V249H175ZM194 247V248H193ZM196 247V248H195ZM217 247V248H216ZM222 247V248H221ZM224 247V248H223ZM228 247V246H227ZM6 248V249H5ZM36 250H35V249ZM57 248V249H56ZM77 248H79V249H77ZM123 248V250H119V249H122ZM140 248V249H141ZM157 248V249H156ZM169 248V249H168ZM8 249H10V250H8ZM51 249H53V250H51ZM56 249V250H55ZM83 249H85V250H83ZM113 249H115L114 251H113ZM172 249V250H171ZM199 249H201V250H199ZM218 249H219V252H218ZM223 249V250H222ZM18 250V249H17ZM30 250H32L31 252H30ZM43 250H44V252H43ZM50 250L51 251H54V252H50ZM80 250H82L81 251V253H79L80 252ZM157 250H158V252H157ZM167 250V251H166ZM175 250L177 251V253L175 252ZM197 250H199V251H197ZM217 250V251H216ZM221 250V251H220ZM225 250V251H224ZM227 250H229V251H227ZM29 251V252H28ZM40 252V254L39 255H41V256H38V253ZM57 251H61L60 253H57ZM77 251H79V252H77ZM114 252V253H112V252ZM120 251V252H119ZM129 251H132L131 253L129 252ZM173 251H174V253H173ZM179 251V252H178ZM232 252V253H230L231 254V256H230V254L228 255V253L229 252ZM26 252V253H25ZM51 254H50V253ZM83 252V253H82ZM127 254H126V253ZM159 252H162L161 253V255H164V256H160V253ZM186 252H188V253H186ZM211 252H213V254H211ZM222 252V253H221ZM226 252H228V253H226ZM28 253H31L32 255H30V254H28ZM34 253V254H33ZM42 253V254H41ZM44 253H48V255H44ZM77 253V254H76ZM120 253V254H119ZM156 253H157V257H156ZM167 253V254H166ZM168 253H170V254H168ZM172 253V254H171ZM182 253V254H181ZM191 253V254H190ZM226 253V256L228 255V257L230 258L231 257V259H229L228 257H226L224 254ZM59 254V255H58ZM133 254V255H132ZM188 256H186V255ZM189 254H190V256H193L192 257V259H190L191 257L189 256ZM34 255H35V258H34ZM44 255V256H43ZM130 257H129V256ZM166 255V256H165ZM206 255V256H205ZM216 255V256H215ZM224 255V256H223ZM232 255H234L235 256V258H236V256L237 257H239V260H238V258L235 260V258H234V262H233V258H232ZM49 256V257H48ZM62 256V257H61ZM125 256V257H124ZM128 258H127V257ZM159 256V257H158ZM188 259V261L190 262V260H191V262L189 263L188 261H187V259L185 258V257ZM41 257V258H40ZM47 257V260L45 259ZM164 257V258H163ZM181 257V258H180ZM183 257V258H182ZM241 257H243V258H241ZM2 258V259H1ZM37 258V259H36ZM40 258V259H39ZM130 258V259H129ZM174 258H172L171 260H172V264H173V261L175 260ZM247 258V257H246ZM36 259V260H35ZM45 259V260H44ZM83 261H81V260ZM114 259V260H113ZM128 259V260H127ZM194 259H195V261H194ZM220 259V260H219ZM22 260V261H21ZM38 260V261H37ZM39 260H41V262L39 261ZM53 260V261H52ZM77 260L79 261V262H77ZM131 261V263H128V262H130ZM184 260V261H183ZM240 261L239 263H237L238 261ZM25 261H26V263H25ZM36 261V262H35ZM185 261H186V263H185ZM226 261V262H227ZM68 262V263H67ZM76 262V263H75ZM81 262V263H80ZM115 262V263H114ZM126 262V263H125ZM175 263L174 264H178V262H179V260L176 262V260L174 261ZM225 262V263H226ZM44 263H46V262H44ZM120 263V264H121ZM228 263V262H227ZM226 263V264H227ZM245 263V264H246ZM1 264V263H0ZM117 264H119V263H117ZM134 264V263H133ZM144 264H150V263H144ZM180 264V263H179Z\"/></svg>", "mask_w": 264, "mask_h": 264}, {"label": "bare ground", "instance_id": "bare-ground-1", "mask_svg": "<svg viewBox=\"0 0 264 264\" xmlns=\"http://www.w3.org/2000/svg\"><path fill=\"white\" fill-rule=\"evenodd\" d=\"M36 1H39V0H36ZM48 1V0H47ZM50 1V0H49ZM53 2L55 1V0H52ZM57 1V0H56ZM76 1V0H75ZM85 1V0H84ZM101 0H99V2H100ZM112 1V0H111ZM120 1H122V0H120ZM127 1V0H126ZM130 1V0H129ZM128 1V2H129ZM178 1V0H177ZM194 1V0H193ZM192 1V2H193ZM210 1H212V0H210ZM214 1V0H213ZM221 1V0H220ZM220 1H218V2H216V3H220ZM223 1V0H222ZM235 1V0H234ZM236 1H238V0H236ZM242 1V0H241ZM248 1V0H247ZM253 1V0H252ZM252 1L250 0V2H251V4L250 5H252ZM255 1V0H254ZM257 1V0H256ZM255 1V2H256ZM262 1H264V0H262ZM40 2V1H39ZM85 2H87V0L85 1ZM85 2H83V6L82 7H84V3ZM114 2V1H113ZM127 2V4H129ZM131 2V1H130ZM137 2V1H136ZM158 2V1H157ZM159 2H161V1H159ZM169 2V1H168ZM185 2H186V0H185ZM195 2H197V1H195ZM194 2V3H195ZM206 3L207 2V0L206 1H202V4L203 3ZM209 2V1H208ZM207 2V3H208ZM225 1H223V3H224ZM227 2H228V0H227ZM259 1H257V3H258ZM34 3V0H29L28 1V3H26L23 7H22V9L19 7L18 8V10L17 11H14V12H12V13H16L15 14V18H18L19 17V14L21 15L18 19H20L23 15L20 13V12H22V11H20V10H24V12L25 11H28L27 9H28V7L30 6L31 7V5ZM52 3V2H51ZM58 3V2H57ZM61 3V2H60ZM88 3H89V0H88ZM87 3V4H88ZM95 3V2H94ZM94 3H90V5L91 4H94ZM109 3L110 2H108V5H109ZM112 3V2H111ZM110 3V4H111ZM119 3V2H118ZM165 3H167V2H165ZM198 3V2H197ZM200 3H201V1H200ZM207 3H206V5H207ZM211 3V2H210ZM209 3V4H210ZM223 3H221L222 5H224ZM240 4V3H245L244 1H242V2H237L236 4ZM1 4V3H0ZM74 4V3H73ZM131 4V3H130ZM187 4V3H186ZM208 4V5H209ZM213 3H211L210 5H212ZM214 4H215V2H214ZM213 4V5H214ZM230 4V3H229ZM232 4H234V2L233 3H231V5L230 6H232ZM236 4H234L235 6H236ZM238 4V5H239ZM256 4V3H255ZM260 4H262V5H264V2L263 3H260ZM259 3L258 4H256L255 6H254V8L256 7V8H258V5H260ZM77 4H75V6H76ZM80 5V4H79ZM85 5H86V3H85ZM106 5V4H105ZM112 5H114V3L112 4ZM118 5V4H117ZM120 5V4H119ZM125 5V4H124ZM160 5H161V3H160ZM182 5V4H181ZM191 5H193V4H191ZM207 5V6H208ZM227 5V4H226ZM225 5V6H226ZM233 5V6H234ZM237 5V6H238ZM248 5V4H247ZM262 5H260L262 8L264 7V6H262ZM6 6V5H5ZM42 6L44 7V5H43V2H42ZM99 6L101 7L102 6V4L100 5L99 4ZM107 6V5H106ZM121 6V5H120ZM174 6V5H173ZM176 6H177V4H176ZM188 6H189V4H188ZM187 6V7H188ZM203 6V5H202ZM215 6V5H214ZM236 6V7H237ZM241 6H244V5H241ZM241 6L239 5L238 7H240L241 8ZM1 7H2V5H1ZM60 7V6H59ZM81 7V6H80ZM87 7H88V9H89V6L87 5ZM91 7V6H90ZM99 7V8H100ZM104 7V6H103ZM119 7V6H118ZM171 7V6H170ZM180 7V6H179ZM194 7V6H193ZM198 7L200 8V6H198L197 5V10H198ZM204 7V6H203ZM211 7V6H210ZM210 7H206V9L204 10V8H203V10L202 11H204V12H206V10H208L207 8H209L210 9ZM219 7V6H218ZM235 7V8H236ZM237 7V9L236 10H238L239 8ZM244 7H246V6H244ZM244 7H242V8H244ZM32 8V7H31ZM62 8H64V7H62ZM66 8V7H65ZM64 8V9H65ZM68 8H69V6H68ZM98 8V9H99ZM108 8V7H107ZM114 8H117V7H114L113 6V9ZM149 8V7H148ZM166 8V7H165ZM174 8V7H173ZM176 8V7H175ZM178 8V7H177ZM212 8V7H211ZM216 8H217V6H216ZM232 9L234 8V7H231ZM247 8V7H246ZM252 6H251V8H250V10H252ZM253 8V10H255V14H256V12H257V16L258 15H260L261 13V15H263V16H261L260 17V19H261V21H263V17H264V14H263V12H261V11H259L258 9V11H256V9H254ZM1 9H5V8H1ZM8 9V8H7ZM35 9V8H34ZM33 9V10H34ZM47 9H49V8H45V9H43L42 10V12H41V15H39V14H37L36 12H34V13H36L37 15H39V17H41V19L44 17L45 19L43 20L44 22L45 21H47V19H48V21H49V18H47L46 19V17H47V15L50 13V10H47ZM71 9H73V7L71 8ZM82 9H85V8H81V10ZM98 9H95V12H96V10H98ZM112 9V8H111ZM118 9V8H117ZM120 9V8H119ZM118 9V10H119ZM136 9V8H135ZM180 9H182V8H180ZM179 9V10H180ZM195 9V8H194ZM200 9H202V8H200ZM199 9V10H200ZM217 9H219V8H217ZM225 9V8H224ZM224 9H222V10H224ZM227 9H229V6L227 5ZM14 10V9H13ZM31 10V9H30ZM63 10V9H62ZM66 10L68 11V9L66 8ZM65 10V11H66ZM80 10V11H81ZM100 10H101V8H100ZM100 10L98 11V13L99 14H101V12H100ZM116 10V9H115ZM123 11H125L124 9H122ZM143 10V9H142ZM160 10V9H159ZM187 10V9H186ZM185 10V11H186ZM196 10V9H195ZM198 10V11H199ZM234 10V12H235V9H233ZM244 10H246V9H244ZM243 10V11H244ZM253 10L251 11V12H253ZM263 10H264V8H263ZM5 11V10H4ZM3 11V12H4ZM20 11V12H19ZM85 12L87 11V9H85L84 10ZM83 11V14H82V12H79V13H81V15L82 16H80V17H84V14H85V16L87 15L85 12ZM93 11V10H92ZM102 11V10H101ZM120 11V10H119ZM130 11H132V10H130ZM145 11V10H144ZM153 10H151V12H152ZM155 11V10H154ZM172 11V10H171ZM170 11V12H171ZM176 11V10H175ZM202 11H200V12H202ZM216 11V10H215ZM215 11H213L212 10V14H211V17H214V15H215ZM227 11V10H226ZM242 11V12H243ZM246 11H248V10H246ZM3 12H1L2 14H3ZM19 12V13H18ZM22 12L23 14H26L27 12ZM64 12V11H63ZM88 12H90V10L88 11ZM87 12V13H88ZM169 12V13H170ZM182 12V11H181ZM196 12V11H195ZM199 12V14H201V16H202V13H200ZM204 12H203V14H204ZM209 12V11H208ZM217 12H220V10L218 11L217 10ZM221 12H224V11H221ZM228 12H232L231 14H234L235 15V13H233V11H228ZM239 12H240V9H239ZM239 12H238V14H239ZM33 13V14H34ZM66 13V12H65ZM75 13H76V11H75ZM131 13V12H130ZM136 13H137V11H136ZM155 13H156V11H155ZM172 13V12H171ZM171 13H170V15H171ZM174 13V14H173ZM172 13V15H174L175 16V14L177 15V11L176 12H173ZM197 14H198V12H196ZM245 13V12H244ZM242 13L243 15H238V17L240 18L241 16L243 17L244 15H246L247 13ZM259 13V14H258ZM6 14V13H5ZM11 14V13H10ZM52 15H53V13H51ZM51 14H49V16H51V18H52V15ZM96 14H97V12H96ZM132 14V13H131ZM130 14V15H131ZM140 14V13H139ZM147 14V13H146ZM179 14V13H178ZM188 14V13H187ZM195 14V13H194ZM198 14V15H199ZM206 14V13H205ZM205 14H204V17H205ZM217 14V13H216ZM229 14V13H228ZM230 14V15H231ZM250 14V13H249ZM4 15V14H3ZM3 15H1L2 17H3ZM12 15L13 14H11V17H12ZM66 15V14H65ZM78 15V14H77ZM77 15H75V18L77 17ZM89 15V14H88ZM88 15H87V20H90V18L91 17H88ZM91 15H92V13H91ZM90 15V16H91ZM102 15H104L103 13H102ZM106 15H107V13H106ZM109 15V14H108ZM107 15V16H108ZM163 15V14H162ZM165 15V14H164ZM167 15V14H166ZM165 15V16H166ZM171 15V16H172ZM184 15V14H183ZM192 15H193V13H192ZM196 15V14H195ZM234 15H233V17H234ZM0 16V17H1ZM5 16V15H4ZM25 16V19L27 20L26 22H30L31 21V16H29L28 15V13H27V15H24ZM54 17L52 18V20L50 21L51 22V25H49L50 24V22H49V24H48V22L46 23V26H47V24L49 25L48 26V28H47V30L45 31V32H43L42 33V31H41V24H39L40 23V21H39V23H38V25H33L32 24V22L33 21H31V24L32 25H26L27 23H23V22H21L20 20H17V21H15L16 23H18L17 24V28H15V32H16V34H15V44H16V47L19 45V44H23V46H20V47H22V48H20L21 50H22V54L21 53H19L16 49H15V45L13 46L14 48H12V50L10 49V50H8L7 48H5V45H6V47H7V45L9 46L10 44H6L7 42H6V40H5V38L3 37V35H1L0 34V48L2 47V49H0L1 51H3V48H5V52L4 53H2V52H0V111H3L4 113H5V116H6V114L8 115V117H10V118H12L13 119V121L14 122H17L18 124H16L17 126H16V128H12L11 129V132L9 133L10 135L12 134H14V133H16L18 130H19V127L20 126H22V125H24V122L26 121V120H28L29 118H33V117H35V114H36V112L40 109V110H43V116H45L49 121H50V117H51V112L49 111V110H55L56 112H58L57 110H56V104H57V101H60V100H62V98H61V96H60V93H61V91H66L67 93H69V98H65L66 100V105H68V104H70V102H72L71 100L73 99L74 100V102L73 103H71L70 105H73L72 106V110H71V112L72 113H70L69 112V110H68V112L72 115H74L75 114V112H79L78 114H76V116H75V123L73 124L72 123V120H71V122L70 123H66V126H68L67 124H70L71 126L72 125H75V127L77 128V126L76 125H78V126H80V127H78V128H85V127H89L90 125H93V124H96V123H98V124H100V125H102V128H101V131H108V129L110 130V127H108V125H109V123L110 122H112V123H119L118 122V109L120 108V100L123 98L122 97V93L121 92H124L125 93V95L126 94H129V93H136V90L138 89V87H136V86H148V88H149V92H151L152 90H153V88H154V90H155V87H151V86H157V89H156V91H157V93H156V91H154L156 94H157V96H154V97H157L158 99H162V98H164V96L165 95H168L169 94V92H170V94H171V96H173V97H171V96H169V100L170 99H173V98H176V100H186L187 99V97L189 96L187 93H188V91L191 89V88H195L196 90H192V92L193 91H195V93H196V97H194L195 99L193 100V102L195 101V105L198 107V108H196V109H198V110H196V112H194V110H192L193 108V106H192V101H190L191 99H189V98H193V96L192 97H189L187 100H188V102H187V100H186V102L188 103L187 105L186 104H183V106H181V107H183V112L181 113L182 115H184V116H187V115H189V117H190V120H188L189 121V124H190V122H191V124H190V126L193 124L192 122H194V127H195V132H194V128L192 129L193 130V133H194V135H192L193 137L195 136H197V134H199V133H201L202 135H203V137L201 136V134H199L200 136H201V138L203 139V140H207V138H205V137H207V135H206V132L209 134V130L206 128V129H204L203 128V126L204 127H210L211 125L213 126L214 125V127H212V129L214 128V132L216 131V132H218L217 134H215V136L217 137V136H219L220 137V140L221 141H223L224 142V140H226L227 139V141H225V142H228L226 145H228V146H226L225 145V143H222V144H224L225 146L223 147V145H221V142H220V145H221V147H223L224 148V152L222 151V153H227V157H226V159L228 160V165L230 164V168L232 169L231 171L232 172H234V174L236 175V176H238L239 177V180L240 181H243L244 183H245V186H244V188L242 189V190H237V191H222V192H220V193H218V194H223V196L225 195V196H229V195H235L237 198H236V201L234 200L235 199V196H232V197H234V199H232V201L234 200L235 201V203L233 204H230L231 202H229L227 199L230 197L231 198V196H229L228 198H226V200H224V201H226V202H218V203H214V206H215V204H218V206L216 205V207H212L211 205L213 204H211L210 203V206L212 207V208H210V207H208L209 205H207V207L208 208H210V209H212V211H210V209H208V210H205V209H207V208H205L203 205H205L204 204V202L202 203V201H199V202H201L202 204H198V203H196V205L198 204V205H200L201 207L203 206V208H205V209H203V211L205 210V211H207V213H206V215H208V217L209 216H211V215H209V214H214L215 215V217L217 216L218 217V219H220V217L221 218H226L227 219V217H228V219L227 220H229V217H236L240 222L243 220L244 221V219L246 220V221H248L246 218H248V219H251V218H254V219H252V220H250L249 222H247V227H245L243 230H242V235L243 236H241L242 238H246V239H244V241L242 240V242L245 244V243H247V245L246 246H248V248H246L247 250H248V252L249 253H247V250L245 249V248H243V247H240V243L238 244L239 246H237V245H235V246H233V247H230V250H231V248H232V250L231 251H234V249H235V251L236 252H243L242 254H245V253H247L248 254V256H246V254H245V256L247 257H245V258H243V257H241V258H243V259H245V261H246V259H247V262L248 263H246V264H264V233H262V234H259L257 231H258V223H260L261 224V227H262V230H264V228H263V225H264V166H261L262 164L261 163H263L264 162V71L262 72V71H260V70H262L260 67H264V52L263 51H261V50H264V49H261V50H259L257 47H260L258 44V46L256 45V47H250V48H248L247 50H242V52H241V55L238 57V59H236V58H234V60L236 61L235 63H233L235 66L233 67L234 68V71H232V72H230V76H228L229 77V79L227 80V77H223L224 75H226V72H225V68H224V75L222 76L221 74H220V72L219 73H217V75H218V77H219V75L220 76H222V79H221V83L223 82V80L225 79V82L230 86V88H232V86H235L232 90L231 89H228V90H231L230 91V94L229 95H226L227 94V92H229L228 90H227V92H226V96H228L229 98L228 99H230V104L228 103L227 104V101L229 102V100H225L224 98H223V100H225V101H219L220 99H222V98H220L219 100L217 99V97H219V92H221L222 90H221V86H219V83H220V81H218L219 79H220V77H219V79L216 81L217 83V85L215 84V81H214V78H217V77H215L216 76V72H215V76H214V73H213V76H214V78H213V76H212V73H210L211 71L208 69H206V68H204L203 67V64H204V60L202 61V60H198L199 62L200 61H202L201 63H203L202 64V67H201V63L200 64H198V65H200V70H198L197 69V67H195V66H198L197 65V62H196V65L194 64V66H193V63H192V61H190L189 59V61H190V63H189V61L187 60V61H185V54H184V58L182 57V59H180V61L184 64V62H186V64H185V66L186 65H188L187 64V62L189 63V66H187V67H185L184 65V67H182V68H180L181 69V71L178 73V75L176 76L175 74L177 73V71H179V69L177 70L176 69V66H177V64L179 63L177 60H175L174 59V57L171 55V54H173L172 52H168V49H167V47H166V45H165V47L166 48H164V44H161L162 43V40L163 39H161L160 41L161 42H159L160 44H158L157 42H156V40H154V39H152L151 38V36L150 35H148V34H146V33H144V32H142V31H140V29H139V31H136L133 27H136L134 24L132 25L130 22H129V24L130 25H132V28H128V26H125V28H122V29H120V25L119 26H117V22L116 21H114V22H116V23H114L115 24V26L117 27V28H113L112 27V29H111V32H110V34H109V37L105 40L106 42V45H105V47H106V51H108V53H109V50H111V48L112 47H114V49H115V55H114V53H113V55L112 54H106V56H102L103 54L101 53L100 54V52H98L97 50H96V48L95 47H93V45H91L92 43H91V41H93V38L91 37V38H89V40H90V45H89V43H87V37H86V41H84L83 39L85 38V37H79V36H76L75 34L78 32H84L85 33V35H88V34H90L91 33V30H89V32L90 33H88L87 34V30H88V27L91 25H89V24H87V25H89V26H87V25H85L86 24V22H82V21H80V22H82L80 25H78L76 28H74V29H71L70 27H69V23L67 22V20H66V17L65 16H63V15H61V14H57V12L55 13V15H53ZM78 16V17H79ZM105 16V15H104ZM103 16V17H104ZM127 16V15H126ZM146 16V15H145ZM170 16V17H171ZM179 16V15H178ZM208 16H210V15H208ZM208 16H206V18H208ZM227 16L228 15H226V18H227ZM249 16H251V15H249ZM2 17L0 18V19H2ZM6 17H8V15L7 16H5V18ZM13 17H14V15H13ZM13 17H12V20H13ZM39 17H36L37 19L39 18ZM79 17V18H80ZM98 17V19H99V16H97ZM130 17V16H129ZM154 17H155V15H154ZM170 17H169V21H170ZM173 17V16H172ZM177 17V16H176ZM176 17H174V18H176ZM179 17H181V16H179ZM196 17V16H195ZM200 17V16H199ZM203 17V16H202ZM203 17V18H204ZM211 17H209V18H211ZM231 17V16H230ZM236 17V16H235ZM256 18L255 16H252L251 18ZM259 17V16H258ZM4 18V17H3ZM14 18V19H15ZM24 18V17H23ZM33 18V17H32ZM35 18V19H36ZM73 18V17H72ZM102 18V17H101ZM100 18V19H101ZM106 18H111V16L109 17H106ZM112 18H114V15H113V17ZM111 18V19H112ZM126 18V17H125ZM145 18V17H144ZM161 18V17H160ZM166 18V17H165ZM174 18H172V19H174ZM181 18H183V17H181ZM181 18H179V19H181ZM194 18V17H193ZM201 18V17H200ZM198 19V17H197V19L199 20V22H195V23H200V21H201V19ZM206 18H204V19H206ZM219 19H221L220 17H218ZM246 18H247V16H246ZM7 19V18H6ZM8 19H9V17H8ZM71 19V18H70ZM92 19V18H91ZM105 19V18H104ZM103 19V20H104ZM127 19V18H126ZM146 19V18H145ZM144 19V20H145ZM162 19H164V18H162ZM167 19V18H166ZM171 19V20H172ZM187 19V18H186ZM196 19V18H195ZM224 19H225V17H224ZM234 19V18H233ZM243 19L246 21V19L243 17ZM257 19V18H256ZM4 20V19H3ZM76 20H77V18H76ZM109 20V19H108ZM107 19L106 20H104L105 22L106 21H108ZM121 20V19H120ZM135 20V19H134ZM174 20H176V19H174ZM183 20V19H182ZM188 20V19H187ZM191 20V19H190ZM190 20H188V21H190ZM209 20V19H208ZM213 20H214V18H213ZM221 20H223V19H221ZM236 20V19H235ZM237 20H238V18H237ZM258 20V19H257ZM19 21H20V23H21V25H19ZM37 22H38V20H36ZM43 21H41V23L43 22ZM72 21V20H71ZM113 21V20H112ZM126 21V20H125ZM125 21H124V23H125ZM158 21V19L155 21V22H157ZM160 22H161V20H159ZM158 21V22H159ZM163 21V20H162ZM167 21V20H166ZM169 21H167V22H169ZM184 21V20H183ZM182 21V22H183ZM224 21V20H223ZM227 21H228V18H227ZM232 21H234V20H232ZM232 21H231V24H233L232 23ZM241 21V19L239 20V22ZM255 21V20H254ZM254 21H249V22H251V26H249L250 27V30H252V32H253V28H254V25L256 24V22H254ZM0 22H2V20L0 21ZM77 22H79V21H77ZM100 22V21H99ZM109 22V21H108ZM123 22V21H122ZM121 22V24H124V23H122ZM135 22V21H134ZM138 22V21H137ZM167 22H166V25H167ZM173 22V21H172ZM171 22V23H172ZM181 22V21H180ZM179 22V23H180ZM185 22V21H184ZM202 22V21H201ZM205 22H207V20H205ZM209 22H211V24H207V25H211V26H214V25H212V20L211 21H209ZM214 22H216V21H214ZM218 22V21H217ZM216 22V23H217ZM238 22V21H237ZM252 22L253 23H255V24H252ZM264 22V21H263ZM263 22H259V25L258 24H256V27H257V25L261 28L262 26H261V24L263 23ZM5 23V22H4ZM6 23H8V22H6ZM6 23L5 24H3V25H6ZM23 23V24H22ZM85 23V24H84ZM90 23H91V21H90ZM107 23V22H106ZM118 23H120V22H118ZM128 23V22H127ZM145 23V22H144ZM152 23V22H151ZM154 23V22H153ZM162 23H164L165 24V21H163ZM170 22H169V24H171ZM174 23V22H173ZM178 23V24H179ZM191 23H192V21H191ZM190 23V24H191ZM193 23H194V21H193ZM192 23V24H193ZM208 23V22H207ZM221 23H223V22H220V20H219V22H218V24H220L221 25ZM235 23H236V21H235ZM235 23H234V25H235ZM240 23H243V22H240ZM1 24V23H0ZM9 24V23H8ZM44 24V23H43ZM43 24H42V26H43ZM105 24V23H104ZM112 24V23H111ZM158 25V23H155V25ZM168 24V25H169ZM175 25L177 24V23H174ZM173 24V25H174ZM177 24V25H178ZM185 24H189L188 22H186ZM184 24V25H185ZM189 24V25H190ZM192 24H191V26H192ZM203 24V23H202ZM202 24H193V29H189L188 28V26H186L190 31H186V29L184 28V29H182L181 27H179L178 26V29H180L179 31H181V33H182V35L180 36V35H178L177 34V36H175V37H173L172 38V40H169L170 41V44H172L171 42H178L179 40H185V41H188V42H193V45H194V47L193 46H190V45H188L187 46V44H186V46H187V49H188V47L190 46L191 48L193 47V49H194V51H190L191 52V54L194 52V53H196V54H198V47L200 48V46L202 47V38H204L203 36L204 35H202L201 34V32L204 30V28H205V26H207L206 25V23H204L203 25H204V27H203V29H202V31L201 32H199V34H201L202 36H200L201 37V39L202 40H199L198 38H199V36H195L196 35V31L198 32V29H196V27H194V25L195 26H202ZM214 24V23H213ZM224 24V23H223ZM222 24V25H223ZM231 24H228L229 26H231ZM239 23H237L236 25H238ZM246 24H247V22H246ZM2 25V27L1 28H3V30L5 29V27ZM11 25H12V23H11ZM73 25V24H72ZM76 25V24H75ZM136 25H138V24H136ZM143 25V24H142ZM146 25V24H145ZM147 25H148V23H147ZM159 25H161L160 23H159ZM172 25V24H171ZM177 25H176V27H177ZM181 25H183V23L181 24ZM184 25H183V27H184ZM225 26H226V23L224 24ZM223 25V26H224ZM232 26V27H229L228 28V32H226V30L224 31L223 30V32H226V36L227 37H223V36H225L224 34H223V36H221L222 35V33H221V35H219V37H214V38H220V39H222L221 37H223L225 40L223 41V40H220L221 41V43L218 45V49L217 50H215V55H214V53H213V50L215 49V48H212V53H210V55L212 56V55H214L215 56V58L217 59L216 61L218 62V60H219V63H215V65H214V63H211V66L212 65H214L215 67H218V65H220V68L222 69V67H221V65L223 66L224 64H225V62L226 61H229V60H227V59H229V58H231V56H233L234 54H236V51H238L237 49L239 48V46L240 45H242L241 44V41L242 40H244V39H249V38H251V37H248V33H247V31L249 30V28L247 29V27L245 26H240V25H238V26ZM264 25V24H263ZM16 25L14 24V27H15ZM190 26V27H191ZM210 26V27H211ZM252 26H253V28H252ZM121 27H123V26H121ZM127 27V28H126ZM130 27V26H129ZM209 27V28H210ZM258 27V28H259ZM264 27V26H263ZM262 27V28H263ZM44 28V27H43ZM119 28V29H118ZM138 28V27H137ZM148 28V27H147ZM146 28V29H147ZM164 28V27H163ZM165 28H166V30L165 31H167V29H170L171 30V26H170V28L168 27H166L165 26ZM174 28H175V26H174ZM202 28V27H201ZM207 28V27H206ZM206 28H205V30H206ZM212 28V27H211ZM214 28H215V26H214ZM221 28V27H220ZM227 28V27H226ZM225 28V29H226ZM252 28V29H251ZM259 28V29H260ZM11 29V28H10ZM13 29V28H12ZM12 29L10 30V31H12ZM90 29V28H89ZM145 29V28H144ZM175 29H177V28H175ZM196 29V30H195ZM208 29V28H207ZM121 30H122V32H121ZM199 30H201V29H199ZM221 30V29H220ZM219 30V31H220ZM249 30V31H250ZM262 30V29H261ZM260 30V31H261ZM264 30V29H263ZM5 32L7 31V30H4ZM9 31V30H8ZM10 31H9V33H10ZM14 31V30H13ZM172 31H173V28H172V30L170 31L171 33H172ZM177 31V30H176ZM179 31H177L178 33H179ZM185 31V32H184ZM215 31H217L216 29H215ZM254 31H256L255 30V28H254ZM15 32H12V33H10V34H12V35H10V36H13V33H15ZM96 32V31H95ZM102 32V31H101ZM151 32V31H150ZM190 32V34H188V33ZM204 32H207V30L206 31H204ZM251 32V31H250ZM258 32V31H257ZM256 32V33H257ZM93 33V32H92ZM108 33V32H107ZM148 33V32H147ZM169 33V32H168ZM174 33V32H173ZM203 33V32H202ZM209 33V32H208ZM212 33V32H211ZM211 33H210V35H211ZM254 33V32H253ZM252 33V34H253ZM259 33V32H258ZM7 34V33H6ZM80 34V33H79ZM96 34H97V36H98V31L96 32ZM99 34H100V32H99ZM192 34V35H191ZM198 34V33H197ZM198 34V35H199ZM216 33H214V35H215ZM5 35V34H4ZM78 35V34H77ZM84 35V36H85ZM101 35V38L100 39H102L103 41L102 42H104V39L102 38V34H100ZM100 35L98 36V38L100 37ZM128 35H131L132 37L134 36V38L133 39H135V38H137V43H138V45H140V46H137V43H136V45H135V43H134V45L135 46H130V43H129V46L128 45H126L127 46V50H125V48H126V46H125V39H126V37L128 36ZM148 35V36H147ZM152 35H154V34H152ZM206 35V34H205ZM90 36V35H89ZM93 36V35H92ZM96 36V37H97ZM130 36V38H132ZM212 36H213V34H212ZM221 36V37H220ZM260 36V35H259ZM104 37V36H103ZM207 37V36H206ZM11 38V37H10ZM13 38H11V40L13 39ZM129 38V37H128ZM161 38V37H160ZM13 39V40H14ZM92 39V40H91ZM157 39V38H156ZM159 39V38H158ZM205 39V38H204ZM210 39V38H209ZM208 39V41H210L211 42V40H212V37H211V40H209ZM99 40V39H98ZM206 40V39H205ZM185 41H183V42H185ZM214 41V40H213ZM85 42V43H84ZM89 42V41H88ZM134 42V41H133ZM204 42V41H203ZM95 42H93V44H94ZM99 43V42H98ZM164 43H166V42H164ZM209 43V42H208ZM216 43V42H215ZM214 43V44H215ZM256 43V42H255ZM262 42H260V44H261ZM96 44V43H95ZM102 43H101V41H100V45H101ZM167 44V43H166ZM181 44V43H180ZM205 44H207V42L205 43ZM204 44V45H205ZM211 44V43H210ZM246 44H248L247 42L244 44V45H246ZM250 44V43H249ZM248 44V45H249ZM133 45V44H132ZM146 46L147 48H148V50L150 51V52H152V54L150 53V52H148V50H146V48L145 47H143V46ZM252 45V44H251ZM263 45V44H262ZM95 46V45H94ZM171 46V45H170ZM178 47H179V45H177ZM181 46V45H180ZM243 46V45H242ZM241 46V47H242ZM10 47V46H9ZM183 47H185V45L183 46ZM189 47V48H190ZM206 47V46H205ZM208 47V46H207ZM213 47H216L217 48V46H213ZM248 47V46H247ZM101 48V47H100ZM169 48V47H168ZM181 48V47H180ZM190 48V49H191ZM204 48V47H203ZM202 48V49H203ZM261 48V47H260ZM262 48H264V46H262ZM7 49V50H6ZM113 49V48H112ZM184 49H186V48H184ZM244 49V48H243ZM171 50V49H170ZM180 50H182V53H183V49H179V51ZM196 50H197V52H196ZM211 50V49H210ZM239 50H241V49H239ZM11 51V52H10ZM132 51V54H133V63L131 64V65H133V69L132 68H130V60H131V54H130V52ZM186 51V50H185ZM184 51V52H185ZM201 51V50H200ZM203 51V50H202ZM206 51V50H205ZM175 52V51H174ZM187 52V51H186ZM211 52V51H210ZM171 53V54H170ZM180 53V52H179ZM189 53V52H188ZM193 53V54H194ZM202 53V52H201ZM153 54H155L156 56L158 55V57L160 56L161 58V60L160 59H157L158 57H155ZM193 54H192V56H193ZM195 54V55H196ZM203 54V53H202ZM205 54V53H204ZM3 55V56H2ZM24 55V56H23ZM175 55H176V53H175ZM180 55V54H179ZM187 55V54H186ZM208 55V54H207ZM239 55V54H238ZM19 56H23V57H19ZM74 56L75 57H77L78 59L76 60V58L74 59ZM188 56V55H187ZM204 56V55H203ZM213 56V57H214ZM177 57V56H176ZM188 57H190V55L188 56ZM193 57H195L196 58V56H193ZM193 57H191V58H193ZM199 57V56H198ZM19 58L21 59V60H23V61H21V63H20V61H19ZM206 58V57H205ZM214 58V59H215ZM178 59V58H177ZM213 59V58H212ZM212 59H210L209 58V61L210 60H212ZM192 60H194V58L192 59ZM132 61V60H131ZM178 63H177V62ZM206 61H208V59L206 58V60H205V67H207L206 66ZM212 61H214V62H216L215 60H212ZM181 62H180V64H181ZM194 62V61H193ZM198 62V63H199ZM211 62V61H210ZM227 63V62H226ZM228 63H230V62H228ZM24 64V65H23ZM182 65V64H181ZM226 65V64H225ZM179 66V65H178ZM209 66H210V64H209ZM209 66L207 67V68H209ZM210 66V67H211ZM214 66H212V67H214ZM181 67V66H180ZM214 67V68H215ZM231 67V66H230ZM179 68V67H178ZM131 69V70H130ZM173 69L174 70H176L175 72V74H174V72H173V74L175 75H173L174 77H171V75H172V71H173ZM213 69V68H212ZM230 69H232V68H230ZM101 71L103 74L105 73V77H106V73L107 74H109L110 73V75L112 76V77H109V76H107V78L109 77L110 79H108V82H109V80L110 81H112L110 84H111V86L109 85V83L106 85V87H104L103 88V86H101V84H98L97 82H96V79H97V75L95 76V78L96 79H94V75H95V73H94V75H92L91 73L92 72H95V71ZM214 70V69H213ZM220 69H219V67H218V70H217V68H216V71H219ZM264 70V69H263ZM200 71L201 72H206V74H204V75H206V76H202V75H200L201 73H200ZM210 71V72H209ZM229 71H231V70H229ZM228 71V72H229ZM161 72V73H160ZM222 72H223V70H222ZM260 72H262V74H260ZM98 73V72H97ZM101 74V73H100ZM103 74H101V76L103 75ZM102 78H104L103 76H102ZM101 78V79H102ZM170 78H173V79H170ZM100 79V78H99ZM197 79H200L201 80V82H200V80L198 81V82H200L201 83V85L198 83V82H195ZM172 81V82H170V84H169V81ZM8 81H10V83L8 84V85H6V83L8 82ZM196 83H198V85H200V86H195V84ZM220 83V84H221ZM224 83V82H223ZM222 83V84H223ZM120 85V86H118V87H121L120 89L122 90L121 92H120V94L119 93H117V91H118V88H117V91H116V93L118 94H116L118 97H120L119 99H117V101H118V104H116V101L114 102V104L115 105H112L113 104V102H111V100H110V98L109 97H107L105 94V89H108V90H112V88H114V86L113 85ZM221 84V85H222ZM225 84V83H224ZM109 85V87L107 88V86ZM228 85H227V87H228ZM7 86V87H6ZM105 86V85H104ZM217 86V87H216ZM226 86V85H225ZM225 86H223V87H225ZM147 88V89H148ZM220 88V89H219ZM53 89V90H52ZM143 89H145L144 87H143ZM217 89H219V92L218 91H216ZM224 89V88H223ZM227 89V88H226ZM52 90V91H51ZM221 90V91H220ZM137 91H140V89H138ZM65 92V93H66ZM107 92V91H106ZM141 92V91H140ZM139 92V93H140ZM146 92V91H145ZM144 92V93H145ZM149 92L147 93V94H149ZM218 94H217V93ZM225 92V91H224ZM41 93H43V95H44V97H43V99L40 97V95H41ZM63 93V92H62ZM61 93V94H62ZM105 93V94H104ZM114 93V92H113ZM139 93L137 94V95H139ZM152 93V92H151ZM155 93H153V95L155 94ZM223 93V92H222ZM222 93H221V95L220 96H222ZM112 94V93H111ZM111 94H109L108 93V95H110L111 96ZM136 94H134L133 95V97H132V99L135 97V96H137ZM142 94V93H141ZM155 94V95H156ZM105 95V96H104ZM131 95V94H130ZM143 95V94H142ZM216 95V99L214 98V96ZM218 95V96H217ZM63 96V95H62ZM144 96V98L146 97V99H147V96H149V95H147V96H145V95H143ZM150 96H152V94H150ZM168 96H167V98H165V99H167L168 100ZM202 96H204V98L202 97ZM104 97V98H103ZM107 97V98H106ZM125 98H124V100L126 99V96H124ZM128 97V96H127ZM166 97V96H165ZM201 97L203 98V99H205L204 101H203V103H200L202 100H201ZM40 98L42 99V100H44V103H43V105H42V100H41V103H40ZM107 100H106V99ZM109 98V99H108ZM128 98H130V96L128 97ZM143 98V97H142ZM142 98H138V96H137V98L136 99H142ZM150 98V97H149ZM157 98H155L156 100H157ZM227 98V97H226ZM101 99L102 100H106V101H102V103H100V101H101ZM135 99V98H134ZM146 99H145V101H146ZM151 99V101H152V97L150 98ZM122 101V102H124L125 103V101ZM127 100V99H126ZM128 100H130V99H128ZM149 100V99H148ZM167 100H165V102L167 101ZM175 100V99H174ZM175 100V101H176ZM51 102L52 104H50V105H52V108L50 107V109L48 108L49 106H47V104H48V102ZM63 101H64V98H63ZM83 101H85L84 103H83ZM144 101V100H143ZM144 101V102H145ZM132 102H137V100L135 101H133L132 100ZM139 102V101H138ZM141 102V104H142V101H140ZM150 101H148V103H149ZM161 102H162V100H161ZM171 102V101H170ZM192 102V103H191ZM64 103V102H63ZM135 103H131V105L132 106H129L130 107V109L128 110V112H127V114L128 113H130L131 112V109H135L136 110V106L138 105L137 103L135 104ZM146 103V102H145ZM144 103V104H145ZM153 103V102H152ZM157 103H160V101L159 102H156V104ZM127 104V103H126ZM140 104V103H139ZM163 104V103H162ZM176 104V102H174L173 104H172V106L173 105H175ZM143 105V104H142ZM158 105V104H157ZM167 106H168V104H166ZM177 105V104H176ZM60 106V105H59ZM58 106V107H59ZM127 106V107H128ZM145 106V105H144ZM150 106V105H149ZM148 106V107H149ZM151 106H152V104H151ZM169 106H170V104H169ZM19 107V108H18ZM22 107V108H21ZM57 107V108H58ZM64 107V106H63ZM131 107H133V108H131ZM141 107H143V106H141ZM141 107H139V108H141ZM146 108H147V106H145ZM153 107H155L154 105H153ZM157 107V106H156ZM179 107V106H178ZM39 108V109H38ZM149 108H151V107H149ZM164 108H166V107H164ZM170 108V107H169ZM60 109H61V107H60ZM69 109H71V108H69ZM145 109V108H144ZM148 109V108H147ZM157 109V108H156ZM172 109H174V108H172ZM177 109V108H176ZM141 110V109H140ZM151 109H149V110H147V112L149 111V112H151V111H154L155 109H153V110H151ZM161 110H162V108H161ZM160 110V111H161ZM166 109H164V111H165ZM181 110V109H180ZM229 110V111H228ZM52 111V112H53ZM143 111V110H142ZM163 111V110H162ZM161 111V112H162ZM168 111V110H167ZM167 111H165V112H167ZM175 111V110H174ZM173 111V112H174ZM177 111V110H176ZM135 112V111H134ZM133 112V113H134ZM139 112V111H138ZM145 112V111H144ZM148 112V113H149ZM160 112V113H161ZM171 112H172V110H171ZM178 112V111H177ZM3 113V114H4ZM40 113L42 114V111H40ZM61 113V112H60ZM143 113V112H142ZM147 113V115L148 116H150V115H152L151 113H157L156 112V110H155V112H151L150 113V115ZM168 113V112H167ZM176 113V112H175ZM175 113H174V115H175ZM206 115H204V114ZM2 114V113H1ZM2 114V115H3ZM38 114V113H37ZM36 114V115H37ZM70 114H69V117L71 118V116H70ZM107 114H110L109 116H106ZM154 114V115H155ZM172 114V113H171ZM171 114H170V116H171ZM1 115V116H2ZM64 115H65V113H64ZM132 115H134V114H132ZM167 115H169V114H167ZM173 115V116H174ZM177 115V114H176ZM204 115V116H203ZM217 115V118H215V116ZM106 116V118H104ZM143 116H145L146 118H148V116H146L145 115V113L143 114ZM156 116V115H155ZM155 116H154V118H155ZM181 116V115H180ZM191 116H193V118H191ZM4 117V116H3ZM3 117L1 118L0 117V127L2 126V128H4L3 127V125H5V124H8L7 123V121H4L3 120ZM53 117V116H52ZM126 117V116H125ZM144 117V118H145ZM151 117V116H150ZM160 117V116H159ZM164 117H167V116H164ZM164 117H162V118H164ZM172 117V116H171ZM171 117H169L168 116V118L170 119ZM178 117V116H177ZM215 118V119H212V118ZM9 118V119H10ZM55 118V117H54ZM66 118H68V117H66ZM102 118H104V120L102 119ZM145 118V120H147ZM183 118V117H182ZM180 119L179 121H176L175 122V127H178V129H181V127H182V124H184V120L183 119ZM5 119L6 120H8L6 117H5ZM101 119L103 120L102 122H101ZM140 119H142L141 117H140ZM139 119V117H138V120H140ZM156 119H158V117H156ZM191 119H192V121H191ZM53 120H55V119H53ZM58 120V119H57ZM66 120V119H65ZM115 120V121H114ZM143 120V119H142ZM141 120V121H142ZM144 120V121H145ZM152 120H154V119H152L151 118V122H153ZM161 119H159V120H157V123H158V121H160ZM164 120L166 121L167 119H165L164 118ZM174 120V119H173ZM181 120H183V121H181ZM186 120V119H185ZM48 121V122H49ZM63 122H67V121H64V120H62ZM62 121H60V123L61 124H63L62 126L64 127V125H65V123H62ZM161 121H163V120H161ZM161 121H160V123H159V125L161 124ZM170 121V120H169ZM188 121H186L187 123H188ZM132 122V121H131ZM134 122V121H133ZM143 122V121H142ZM150 122V124L152 125V123ZM154 122H155V120H154ZM186 122H185V124H186ZM54 123H55V121H54ZM59 123V124H60ZM72 123V124H71ZM93 123V124H92ZM145 123H146V121H145ZM144 123V125H145V128L147 127V131H149V128L151 127L152 128V126H155V125H152V126H150L148 123H146V124H148L149 126H146V124ZM156 123V122H155ZM165 123H168L167 121L165 122ZM170 123H172V122H170ZM14 124V123H13ZM26 124V123H25ZM56 124H58V123H56ZM61 124L60 125H56L55 127H56V132H58V134H60V132H64V130H65V132L68 130V131H70V129H74L75 127L73 126V127H71V126H69V127H67L68 129L66 130L65 128H64V130H63V128H61L60 126H61ZM114 124V125H115ZM163 125L162 126H165V124L164 123H162ZM11 125V124H10ZM9 125V126H10ZM15 125V124H14ZM13 125V126H14ZM117 125V124H116ZM115 125V126H116ZM122 125V124H121ZM139 125V124H138ZM137 125V126H138ZM158 125V126H159ZM167 125V124H166ZM169 125V124H168ZM8 126V127H9ZM65 126V127H66ZM104 126V127H103ZM123 126V125H122ZM126 126V125H125ZM125 126H123V127H125ZM127 128H125V130L124 131H126V133L128 132V133H132V131H134V123L131 125L130 124V122H129V125L127 124ZM141 126H142V124H141ZM185 126V125H184ZM253 126V127H252ZM8 127H6V128H4V130L5 131H9L10 130V128H8ZM11 127V126H10ZM23 127H25V126H23ZM22 127V128H23ZM149 127V128H148ZM155 127H157V125L155 126ZM255 128V130L257 131V133L258 134H255L256 133V131H254V132H252L253 130H251L252 128ZM2 128H0V129H2ZM76 128H75V130H76ZM77 128V129H78ZM138 128V127H137ZM143 128H144V126H143ZM145 128H144V130H145ZM158 128V127H157ZM21 129V128H20ZM63 131H62V130ZM112 129V128H111ZM136 129V128H135ZM154 129V128H153ZM205 131H204V130ZM210 129V128H209ZM212 129H210V132H211V130ZM61 130V131H60ZM74 130V131H75ZM81 130V129H80ZM85 130V129H84ZM89 130V129H88ZM152 130V129H151ZM150 130V131H151ZM161 130V129H160ZM177 130V129H176ZM192 130H189V132L191 133L192 132ZM206 130H208V131H206ZM1 131V130H0ZM3 131V130H2ZM55 131V130H54ZM67 131V132H68ZM83 131V130H82ZM82 131H81V133H82ZM91 131H92V129H91ZM94 131V130H93ZM101 131H99V132H101ZM112 131V130H111ZM117 131V130H116ZM116 131L114 130V132H115V134H116ZM146 131V132H147ZM157 131V130H156ZM182 131H183V128H182ZM184 131H186V130H184ZM183 131V132H184ZM202 131H204V132H202ZM213 131V130H212ZM55 132V133H56ZM73 132V131H72ZM86 132V131H85ZM89 132V131H88ZM87 132V133H88ZM99 132H95L94 131V133H95V135H96V133H99ZM114 132H112V133H114ZM178 132V131H177ZM176 132V133H177ZM2 133V132H1ZM4 133V132H3ZM6 133V132H5ZM78 133V132H77ZM111 133V134H112ZM186 133H188V131L186 132ZM186 133H184L185 135H186ZM195 133H196V135H195ZM213 132H211V134H212ZM17 134H18V132H17ZM21 134V131L19 132V134L18 135H20ZM61 134H63V133H61ZM65 134V133H64ZM70 134V133H69ZM73 134V133H72ZM79 134V133H78ZM78 134H77V136H78ZM83 134H85V133H83ZM93 134V133H92ZM102 134V133H101ZM101 134H99L100 136H101ZM108 134H110V133H108ZM111 134L110 135H108V136H111ZM210 134V135H211ZM213 134V135H214ZM74 135H76V133H74ZM88 135H89V133H88ZM95 135H93V136H95ZM118 135H122V133L120 134L119 132H118ZM118 135H116V136H118ZM134 134H132L131 135V139L133 138V141H134V139H135V135H134V137H132ZM174 135V134H173ZM177 135H179V134H177ZM188 135H189V133L186 135L187 136V138H191V135H189V137H188ZM204 135H206L205 137H204ZM210 135H208V136H210ZM212 135V136H213ZM257 135V136H256ZM73 136V135H72ZM83 136V135H82ZM91 136V135H90ZM98 136V135H97ZM103 136V135H102ZM115 136V135H114ZM113 136V137H114ZM123 136V135H122ZM181 137L183 136V135H180ZM186 136H184V137H186ZM208 137V138H210V140L211 139H213L214 137ZM2 137V136H1ZM13 137H15V136H13ZM12 137V138H13ZM16 137H19V136H16ZM15 137V138H16ZM86 137H87V135H86ZM106 137V136H105ZM101 138L100 139V141H101V145L100 144H97L99 147H97V145L95 146V147H97V148H99V150L101 151V152H99V151H97V153L95 154V156L98 154V152L99 153H101V156H100V158H97V162L96 161H94V159H93V167L96 169L98 166V168H99V170H104V169H106L108 172H107V177H105V176H103V175H106V171L105 172H103V174H102V178H100V179H102V183H100V186H105L106 184H107V186H108V183H106V181H108V180H112L113 182H114V174H112V171L109 169L110 168V166L112 165V166H114V165H116V155H117V153L115 154V153H113V150L116 148H114V145H115V143L113 142V141H111L112 140V138L111 137H107V139L109 140H107L106 138ZM127 137H129V136H127ZM127 137H126V140H127ZM192 137V138H193ZM219 137H218V141H220L219 140ZM11 138V139H12ZM15 138H13L12 140H14ZM48 138V137H47ZM46 138V139H47ZM83 138V137H82ZM90 138V137H89ZM89 138H87V139H89ZM125 138V137H124ZM123 138V139H124ZM130 138V137H129ZM187 138H183V139H185V140H187V142H189V140H192V142L194 143V141H193V139H187ZM197 138V137H196ZM196 138H194V139H196ZM200 138V137H199ZM200 138V139H201ZM80 139V143L82 142V139L81 138H79ZM84 139V138H83ZM96 139H98L97 137H96ZM114 139H115V137H114ZM113 139V140H114ZM120 139V138H119ZM174 139V138H173ZM214 139H216V138H214ZM180 140V142H181V144H180V146L182 145V139H180V137L178 138V141ZM185 140H183V141H185ZM217 140V139H216ZM215 140V141H216ZM48 141V140H47ZM98 141H99V139H98ZM115 141V140H114ZM121 141V140H120ZM197 141H198V138H197ZM240 141H243L244 143H243V147H245L248 151H247V153L248 154H245V152L244 151H242V145H240ZM21 142V141H20ZM43 142V141H42ZM49 142V141H48ZM65 142V141H64ZM63 142V143H64ZM94 143H95V141H93ZM97 142V141H96ZM179 142V143H180ZM217 142V141H216ZM216 142H214L213 143V141H212V143L211 142H209V140H207V143L208 144H210L211 143V145H213V144H216V148H217V145H218V143H216ZM2 143V142H1ZM45 144H46V142H44ZM59 144H60V142H58ZM99 143V142H98ZM114 143V144H113ZM175 143V142H174ZM176 143H178V142H176ZM185 144V147L187 146L186 144V142H184ZM190 143V142H189ZM206 143V144H207ZM10 144H12V141H11V143ZM47 144H49V143H47ZM170 144V143H169ZM192 144V143H191ZM195 144H196V142H195ZM206 144H205V148H206ZM207 144V145H208ZM7 145V144H6ZM44 144H42V146H43ZM66 145V144H65ZM83 145V144H82ZM166 145H168V144H166ZM173 145H175V144H173ZM179 145V144H178ZM184 145H182L181 146V148L183 149V147H184ZM190 145V144H189ZM220 145H218V146H220ZM2 146V145H1ZM10 146L11 145H9V147H8V145H7V147L8 148H10ZM31 146V145H30ZM33 146H35V145H33ZM169 146H171V145H169ZM169 146H167V147H169ZM214 146V145H213ZM3 147V146H2ZM36 147H38V146H36ZM35 147V148H36ZM45 147L46 146H43V148L45 149ZM94 147V148H95ZM174 147V146H173ZM172 147V148H173ZM185 147H184V149L183 150H185ZM208 147H210V145L208 146ZM207 147V148H208ZM227 147V150H225V148ZM43 148H41L42 150H40V149H38V151L40 150V152H42V154H44L47 150L45 149H43ZM176 149H177V151L176 150H174V152H169L170 154H172L173 155V153H175V151H176V153L178 152V147H177V144H176V147H175ZM180 148V147H179ZM204 148V146L202 147V149ZM219 148V147H218ZM217 148V149H218ZM223 148L221 149V150H223ZM5 149V148H4ZM34 149V148H33ZM55 149V148H54ZM210 149V148H209ZM0 150H2V148L0 149ZM30 150V149H29ZM52 151H53V149H51ZM50 150V148H49V151H51ZM57 150V149H56ZM55 150V151H56ZM98 150V149H97ZM117 150H118V147H117ZM182 150V151H183ZM212 150L214 151V150H216L215 148L213 149L212 148ZM220 150V148L218 149V151ZM234 150H236V151H234ZM6 152H8L9 150L6 148V150H5ZM22 151V150H21ZM30 151H33L32 153L31 152H29V151H27V152H29V156H30V153H31V155L33 154V153H35L34 152V150H30ZM45 151V152H44ZM92 151V150H91ZM94 151H96L95 149H94ZM169 151H170V149H169ZM172 151V150H171ZM180 151H181V149H179V153H180ZM226 151V152H225ZM238 151V152H237ZM246 151V150H245ZM4 151L2 150V153H1V157H0V159H2L3 160V158H2V156H3V154H4V156H6V152L5 153H3ZM44 152V153H43ZM90 152V151H89ZM93 152V151H92ZM233 152H235L234 154H237V157H238V159H235V157H234V154H233ZM237 152V153H236ZM49 153V152H48ZM47 153V154H48ZM55 153V152H54ZM86 153V152H85ZM88 153V152H87ZM87 153L86 154H84V156H86L87 157ZM91 153V152H90ZM93 153H95V152H93ZM169 153H167V154H169ZM179 153L178 154H176V155H174V157L175 156H177V155H179ZM182 153V152H181ZM219 153H220V151L218 152V155H219ZM35 154H37V153H35ZM35 154H33V155H35ZM119 154V153H118ZM169 154V155H170ZM26 155L28 156V153H26ZM26 155H25V157H26ZM38 155H39V153H38ZM50 155V154H49ZM92 155V154H91ZM90 154H89V157L88 158H86V159H91L92 157H90L91 156ZM94 155V154H93ZM217 155V154H216ZM226 155V154H225ZM43 156V155H42ZM98 156H99V154H98ZM116 156V157H115ZM211 156H214V159H215V155H213V153L211 154ZM211 156H210V159H211ZM224 156V155H223ZM222 155H221V153H220V155H219V157L220 158H222L223 157ZM31 157V156H30ZM97 157V156H96ZM171 157V156H170ZM207 157V156H206ZM217 158L215 159L216 161L215 162H220V161H218V156H216ZM236 157V158H237ZM29 158V157H28ZM27 157L26 158H23L24 159V161H22V163L24 162H27V161H25V159H28ZM32 158V157H31ZM37 159V163H38V165H40L39 163H40V161H39V158L38 157H36V155H35V157L33 156V159L34 160H36ZM169 158V157H168ZM171 158H173V157H171ZM219 158V160H221ZM89 159V160H90ZM98 159H99V161H98ZM208 159H209V156H208ZM208 159H204V160H206L208 163H209V165H210V162H212L211 160L213 159V157H212V159L210 160V162H209V160ZM1 160V161H2ZM20 160H22V159H20L19 158V161ZM30 161H31V159H29ZM45 160V159H44ZM117 160H118V158H117ZM164 160H165V158H164ZM171 160V159H170ZM177 160V159H176ZM39 161V162H38ZM90 161H92V160H90ZM167 161V160H166ZM166 161H164V162H166ZM172 161V160H171ZM186 161H187V159H186ZM196 161H198L197 159H196ZM203 161V160H202ZM205 161V162H206ZM222 162H223V158H222V160H221ZM21 162V161H20ZM29 162V161H28ZM35 162V161H34ZM89 162V161H88ZM94 162H96V163H100L99 165L98 164H96L95 163V165H94ZM201 162V161H200ZM199 162V163H200ZM205 162H202V163H205ZM213 162H214V160H213ZM227 162V161H226ZM255 162H258V163H260L261 165H259L258 163H255ZM1 163V162H0ZM68 163V162H67ZM90 163V162H89ZM92 163V162H91ZM90 163V164H91ZM167 163H169L168 161H167ZM166 163V164H167ZM183 163H185V162H183ZM207 163V164H208ZM4 164V163H3ZM20 164V163H19ZM28 164V163H27ZM158 164V163H157ZM159 164H162V165H164L163 163H159ZM158 164V165H159ZM165 164V166L167 167V165ZM175 164V163H174ZM197 164V163H196ZM213 164V163H212ZM212 164H211V167H212ZM215 164V163H214ZM24 165V164H23ZM26 165V164H25ZM33 165H35V164H33ZM38 165H36V167L38 166ZM56 165V164H55ZM62 165V164H61ZM61 165H57V166H60V167H58V168H60V170H57V171H55V172H57V173H55V172H53V174L55 173L56 175L58 174V173H60V174H58V176H61L62 177V175L64 174L63 173V170H62V166ZM65 165V164H64ZM68 165H69V163H68ZM68 165H66V166H68ZM97 165V167H95ZM162 165H159V166H162ZM176 165V164H175ZM187 165V164H186ZM204 165H206V163L204 164ZM209 165H207V167L209 166ZM42 166V165H41ZM40 166V167H41ZM75 166V165H74ZM78 165H76L75 167H72L71 168V174H69V173H67L66 171V169H67V167L65 168L64 166V169L66 170H64V172H66L65 173V175H67L68 176V174H69V176H68V178H69V180H70V176L72 177V181L74 180H76L77 179V176H76V173H75V171H76V167H77ZM168 166H171V169H173L174 167L170 164V165H168ZM190 166V165H189ZM192 166H194V164L192 165ZM196 166V165H195ZM197 166H199V165H197ZM219 166V165H218ZM217 166V167H218ZM220 166H222V164L220 163ZM23 167H25V169L27 168V165L26 166H23ZM22 167V168H23ZM54 167V166H53ZM53 167H51V170L53 171ZM89 167V166H88ZM164 167V166H163ZM166 167H164V168H166ZM173 167V168H172ZM206 167V168H207ZM226 167H227V164H226ZM225 166H224V170H228L227 168H226ZM11 168V167H10ZM10 168H8V169H10ZM16 168V167H15ZM19 168V167H18ZM57 168V169H58ZM170 168V167H169ZM176 168V170H178L177 169V166L175 167ZM181 168V167H180ZM187 168V167H186ZM189 168V167H188ZM192 168V167H191ZM200 168H202V167H200ZM205 167H204V169H206ZM210 168V167H209ZM209 168H208V170L207 171H209ZM221 168H223V166L221 167ZM226 168V169H225ZM20 169V168H19ZM28 169V168H27ZM33 169V168H32ZM32 169H31V171H32ZM34 169H35V166H34ZM33 169V170H34ZM41 169H42V167H41ZM44 169V168H43ZM50 169V168H49ZM78 169H80L79 167H78ZM115 169V168H114ZM160 169V168H159ZM158 169V170H159ZM171 169H169V170H171ZM184 169V168H183ZM190 169V168H189ZM218 169H219V167H218ZM13 172L14 171H16V170H13V169H11ZM11 170H10V173H11ZM36 170V169H35ZM38 170V169H37ZM47 170H48V168H47ZM46 170V171H47ZM62 170V172H60ZM68 170H69V168H68ZM167 170H168V168H167ZM169 170L168 171H164V172H167L166 173V175H168V172H169ZM176 170H175V172H174V169H173V173L175 174L176 173ZM181 170V169H180ZM193 170H197V169H194L193 168ZM200 170H202V169H200ZM221 170V169H220ZM18 171L19 170H17V173H18ZM23 171H24V169H23ZM22 171V172H23ZM28 171V170H27ZM42 171V170H41ZM40 171V172H41ZM45 170H43L42 172H44ZM52 171L51 172H49V173H51V175H52ZM80 171V170H79ZM159 171H161V169L159 170ZM172 171V170H171ZM170 171V172H171ZM185 171V170H184ZM183 171V172H184ZM186 171H189V170H187L186 169ZM198 171V170H197ZM203 171V170H202ZM205 171V170H204ZM212 171V170H211ZM210 171V172H211ZM213 171H215L214 170V168H213ZM212 171V172H213ZM223 171V170H222ZM30 172V171H29ZM34 172V171H33ZM35 172H37V171H35ZM34 172V173H35ZM39 172V173H40ZM48 172V171H47ZM68 172H70V171H68ZM82 172V171H81ZM98 172V171H97ZM102 172V171H101ZM114 173H115V171H113ZM154 172V171H153ZM153 172H151L150 174H149V176L151 175V174H153ZM169 172V173H170ZM178 172H179V170H178ZM177 172V177L179 176V173ZM181 172H182V170H181ZM9 173V172H8ZM24 173H25V171H24ZM49 173H48V175H49ZM62 173V174H61ZM89 173H90V171H89ZM94 173H95V170H94ZM185 173V172H184ZM183 173V174H184ZM197 173H201V172H197ZM205 173H206V171H205ZM225 173H226V176H228V173H227V171H225ZM27 174H29V175H31L32 174V172H30V173H28L27 172ZM27 174H25L26 176H27ZM41 174V173H40ZM44 174H45V172H44ZM91 174V173H90ZM89 174V175H90ZM98 174V173H97ZM156 174V173H155ZM182 174V173H181ZM180 174V176H182ZM202 174H204V172H202ZM212 174H214V173H209L208 172V176L210 175H212ZM215 174H216V172H215ZM221 174V173H220ZM33 175V174H32ZM36 175V174H35ZM38 175V174H37ZM43 175V174H42ZM46 175V174H45ZM170 175V174H169ZM173 175V174H172ZM172 175H171V177H172ZM201 175V174H200ZM206 175V174H205ZM217 175V174H216ZM222 175V174H221ZM225 175V174H224ZM44 176V175H43ZM55 175H53V176H51V177H54ZM57 176V177H58ZM92 176V175H91ZM96 176V175H95ZM100 176V175H99ZM115 176H118L119 177V175H115ZM152 176V178L155 176H153V175H151ZM184 176H185V174H184ZM195 176V175H194ZM203 176V175H202ZM21 177V176H20ZM19 177V178H20ZM49 177V176H48ZM60 177V178H61ZM98 177V176H97ZM117 177V178H118ZM135 177V176H134ZM144 178V176L142 175L141 176V178ZM156 177V176H155ZM154 177V178H155ZM165 177V176H164ZM173 177H174V175H173ZM176 177V176H175ZM174 178V180L176 179H178V178ZM222 177H224L223 175H222ZM221 177V179H223ZM231 177V176H230ZM230 177H229V181L230 180H234L233 178L232 179H230ZM27 178H28V176H27ZM66 178V177H65ZM91 178V177H90ZM90 178H88L89 180H90ZM116 178V179H117ZM142 178V179H143ZM148 178V177H147ZM152 178H149L148 180L149 181H153V180H155V179H153L152 180ZM169 178H170V176H169ZM227 178V179H226ZM224 177V179H226V181H227V183L229 182L228 181V177ZM38 179V178H37ZM36 178H35V181L37 180ZM50 179V178H49ZM52 179V178H51ZM59 179V178H58ZM62 179V178H61ZM67 179V178H66ZM66 179H64V175H63V180H66ZM121 179V178H120ZM119 179V180H120ZM138 179H139V177H138ZM145 179V180H144ZM143 180H141L143 183H145V181H147V179H146V177L144 178ZM151 179V180H150ZM168 179V176L165 178V183L167 182L166 180ZM172 179V178H171ZM220 179V180H221ZM224 179H223V181H224ZM21 180V179H20ZM23 180V179H22ZM26 180H28V179H26ZM43 180V179H42ZM41 180V181H42ZM44 180H45V178H44ZM47 180V179H46ZM45 180V181H46ZM62 180V181H63ZM135 180V179H134ZM136 180H137V178H136ZM135 180V181H136ZM169 180V179H168ZM173 180V179H172ZM174 180H173V182H174ZM29 181V180H28ZM34 181V180H33ZM32 181V182H33ZM34 181V182H35ZM39 181V180H38ZM37 181V182H38ZM48 181V180H47ZM68 181V180H67ZM67 181H65L64 183L65 184H67L68 182ZM118 181V180H117ZM121 181H123V180H120V182ZM134 181V182H135ZM139 181V180H138ZM137 181V182H138ZM170 181V180H169ZM226 181H224V183L227 185V183H226ZM27 182V181H26ZM54 183H55V181H53ZM57 182V181H56ZM119 182V181H118ZM119 182V183H120ZM136 182V183H137ZM156 182V181H155ZM219 182V181H218ZM220 182H222V180L220 181ZM230 182H232V184H233V182L234 181H230ZM258 182V183H257ZM5 183H7V182H5ZM10 183V182H9ZM24 183V182H23ZM22 183V185H23V187H24V185L25 184H23ZM41 183V182H40ZM43 183V182H42ZM46 183H50V182H46ZM53 183V184H54ZM71 183V184H70ZM75 182H70L69 181V184L71 185V188L73 187V186H75V184H74ZM78 183V182H77ZM115 183V182H114ZM123 183V182H122ZM140 183V182H139ZM138 183V184H139ZM142 183V184H143ZM150 183V182H149ZM148 183V184H149ZM152 183V182H151ZM153 183H154V181H153ZM152 183V184H153ZM167 183H170V182H167ZM178 183H179V181H178ZM178 183L176 182V185H178ZM224 183H223V185H224ZM12 184V183H11ZM27 184H28V182H27ZM29 184H31V183H29ZM33 184V183H32ZM38 184H39V182H38ZM52 184V183H51ZM50 184V185H51ZM79 184V183H78ZM118 184V183H117ZM121 184V183H120ZM125 184V183H124ZM141 184V183H140ZM139 184V185H140ZM147 184V185H148ZM155 184V183H154ZM156 184H158V183H156ZM220 184H222V183H220ZM236 184V183H235ZM234 184V185H235ZM2 185V184H1ZM0 185V186H1ZM6 185V184H5ZM9 185V184H8ZM7 185V186H8ZM46 185V184H45ZM50 185H48V186H50ZM54 185H56V184H54ZM85 185V184H84ZM91 185V182H88V186H90ZM144 185V187H145V184H143ZM167 185V184H166ZM170 185V184H169ZM169 185H167V186H169ZM173 185V184H172ZM172 185H170V189L167 187V189L166 188H164V189H166V190H164V189H162V191H163V193H164V191L166 192V193H168L169 191H167L168 189L169 190H171L172 188H174V187H172ZM219 184L217 183V186L216 185H214V186H216V187H220V186H218ZM225 185V186H226ZM229 185V186H228ZM228 187L229 188H231L230 186V183H228ZM234 185H232L233 187H234ZM10 186V185H9ZM13 186V185H12ZM29 186V185H28ZM32 186L33 185H31L30 187H29V189L30 188H32ZM64 186V185H63ZM83 186V185H82ZM82 186H79V187H82ZM92 186H94L93 185V183H92ZM112 186V185H111ZM114 186V185H113ZM116 186V185H115ZM114 186V187H115ZM118 186V185H117ZM148 186H150V184L148 185ZM148 186H146V187H148ZM157 186V185H156ZM174 186V185H173ZM240 186V185H239ZM26 187V186H25ZM51 187V186H50ZM69 187V186H68ZM84 187V189H85V186H83ZM110 187V186H109ZM108 187V188H109ZM119 187V186H118ZM120 187L122 188V186L120 185ZM120 187H119V189H120ZM123 187H125V186H123ZM141 187H142V185H141ZM145 187V188H146ZM166 187V186H165ZM177 187V186H176ZM175 187V188H176ZM221 187H222V185H221ZM224 187V186H223ZM242 187V186H241ZM240 187V188H241ZM8 188V187H7ZM7 188H6V190H7ZM13 188V187H12ZM33 188H35V187H33ZM67 188V187H66ZM65 188V189H66ZM74 188V187H73ZM72 188V189H73ZM78 188V187H77ZM91 188V187H90ZM93 188V187H92ZM103 188V187H102ZM149 188V187H148ZM151 188H155V186L154 187H151ZM177 188H179V187H177ZM176 188V189H177ZM225 188H227V187H225ZM228 188V189H229ZM9 189V188H8ZM10 189H11V187H10ZM13 189H15L16 190V187L15 188H13ZM22 189V188H21ZM27 189H28V187H27ZM28 189V190H29ZM71 189V190H72ZM75 189H76V187H75ZM82 189V188H81ZM87 189V188H86ZM89 189V188H88ZM95 189V188H94ZM112 189V188H111ZM118 189V188H117ZM150 189V188H149ZM147 189L146 191H145V189H144V192H146V194H147V198L148 199H150V197H148V195H150V194H148V192H151V190L153 191V189ZM219 189V188H218ZM232 189V188H231ZM237 189V188H236ZM14 190V191H15ZM26 190V189H25ZM24 190V191H25ZM113 190H115L116 191V187H115V189H113ZM173 191H171V193L169 194V197L171 196V194H172V196H173V194H174V191H175V193H177L176 192V190L175 189H172ZM223 190V189H222ZM8 191V190H7ZM11 191L13 192V190L11 189ZM18 191V190H17ZM17 191H15V192H17ZM36 191H37V189H35V193L34 194H36ZM77 191V190H76ZM91 191V190H90ZM90 191H89V193H90ZM118 191V193H119V190H117ZM142 191H143V189H142ZM142 191H141V194L143 195V193H142ZM148 191V192H147ZM161 191V190H160ZM161 191V192H162ZM177 191H178V189H177ZM181 191V190H180ZM6 192V191H5ZM9 192L10 191H8V195H10L11 194V192H10V194H9ZM15 192H13V194H16ZM29 192H30V190H29ZM61 192V191H60ZM62 192H63V190H62ZM62 192H61V194H60V196H62L63 194H62ZM96 192H98V191H96L95 190V193ZM104 192V191H103ZM114 192V191H113ZM113 192H111V190H110V192H108V193H112V196H113V194L115 193H113ZM139 192V191H138ZM137 192V193H138ZM173 192V193H172ZM179 192V191H178ZM183 192H184V190H183ZM182 191H181V193H183ZM197 192H199V191H197ZM216 191H214L213 192V194L215 193ZM7 193V192H6ZM19 193V192H18ZM31 193H33V190L28 194V195H30ZM39 193V196H40V192H38ZM67 193H68V191H67ZM77 193H79V192H76L75 194H76V196H77ZM107 192H105V194H106ZM128 193V192H127ZM130 193V192H129ZM140 193V192H139ZM185 193V192H184ZM183 193V194H184ZM187 194L185 195L186 197H184L182 194H180V193H177V195L179 194V195H182V201L183 202H179V205H180V203L182 204V209H187L188 211L189 210H191L190 209V207H189V205H190V200H188V198H191L192 196H190L191 195V193H189V192H186ZM188 193H189V195H188ZM196 192H194V194H195ZM212 193V192H211ZM5 194V193H4ZM25 194H26V192H25ZM25 194H23L22 195V197L25 195ZM26 194V195H27ZM48 194V193H47ZM74 194V193H73ZM104 194V195H105ZM140 194V195H141ZM145 194V195H146ZM160 194H162V193H160L159 192V196H160ZM194 194H192L193 195V200H195V198L197 197V196H199V195H197V196H195V198H194ZM197 194H199V193H197ZM217 194V193H216ZM7 195V196H8ZM68 195V194H67ZM71 195L72 194H70V197H71ZM96 195H97V197H98V193H96ZM102 195V196H101ZM111 195V194H110ZM144 195V196H145ZM156 195H158V194H156ZM156 195H154L155 196V198H156ZM168 195V194H167ZM176 195V196H177ZM190 196V197H188V196ZM196 195V194H195ZM202 195H204V194H202ZM202 195H200L199 197L201 198L202 197ZM209 195H212V194H210L209 193ZM5 196H6V194H5ZM13 196V195H12ZM11 196V197H12ZM15 196V195H14ZM20 196V195H19ZM60 196H59V199H61L60 198ZM65 196V195H64ZM69 196V195H68ZM73 196V195H72ZM94 196H95V194H94ZM114 196H116V195H114ZM143 196V197H144ZM151 196V195H150ZM158 196V197H159ZM161 196H163V194L161 195ZM164 196H166V194L164 193ZM175 196V197H176ZM206 196V195H205ZM215 196V195H214ZM224 196V197H225ZM2 197V196H1ZM21 197V198H22ZM24 197H27V196H24ZM23 197V199H25ZM30 197V196H29ZM33 197H36V199H37V195L36 196H33ZM33 197H30V198H32V200H28L29 201V203H28V201H27V203L29 204V207H32V205H33V200H34V198ZM57 197V196H56ZM70 197H69V199H70ZM79 197V196H78ZM96 196H95V198H97ZM99 197H102L103 198V193L102 194H100L99 193ZM105 197V196H104ZM109 197V196H108ZM174 197V196H173ZM188 197V198H187ZM209 196H207L206 198H208ZM215 197H217V196H215ZM219 197V196H218ZM8 198H10V197H8ZM7 198V199H8ZM64 198V197H63ZM80 198V197H79ZM154 198V197H153ZM152 198V199H153ZM154 198V199H155ZM160 198H163V197H159L158 199H160ZM170 198H172V197H170ZM177 198H178V196H177ZM198 198V197H197ZM202 198H205V197H202ZM205 198V199H206ZM7 199L5 200L6 202H7ZM11 199V198H10ZM23 199H20V202H21V200L23 201ZM40 199V198H39ZM58 199V198H57ZM58 199V202L60 201L61 202V200H59ZM67 199V198H66ZM77 199V198H76ZM83 199V198H82ZM94 198H92V200H93ZM101 199V198H100ZM107 199V198H106ZM110 199V198H109ZM141 199H143L142 197H141ZM151 199V200H152ZM153 199V200H154ZM157 199V198H156ZM163 199H165V198H163ZM167 199H168V196H167ZM166 199V200H167ZM180 199V198H179ZM179 199H176V200H179ZM210 199H211V197H210ZM209 199V200H210ZM238 199V200H237ZM9 200V199H8ZM56 200V199H55ZM71 201H69V200H67V201H69V202H72V199H70ZM77 200H79V199H77ZM85 200H89V199H85ZM103 200H104V198H103ZM103 200H100L101 201V203H102V201ZM118 199H116L115 201H117ZM151 200H148V201H150V203H151ZM160 200H162V199H160ZM159 200V201H160ZM166 200H162V201H165V203H169L170 202V199L169 200H167V202H166ZM174 200V199H173ZM176 200H174V201H176ZM202 200V199H201ZM208 200V199H207ZM207 200H204V201H206V204H208V202H210L209 200L207 201ZM2 201H4V200H2ZM4 201V203H6ZM9 201H13V198L11 199V200H9ZM8 201V202H9ZM16 201V200H15ZM15 201H13V203L15 202ZM25 201V200H24ZM30 201H32V203L30 202ZM46 201H48V200H46ZM65 201V200H64ZM76 201V200H75ZM95 201V200H94ZM100 201H97V202H100ZM107 201V200H106ZM125 201V200H124ZM157 202V203H159V205H161L162 206V204H163V202ZM180 201V200H179ZM196 201V200H195ZM7 202V203H8ZM74 202V201H73ZM79 202V201H78ZM138 202H140L139 200H138ZM153 202L154 201H152V205H153ZM156 202V201H155ZM178 202V201H177ZM177 202H175V206H176V204H177ZM192 203L194 202V201H191ZM197 202V201H196ZM21 203H23V208H25V203L24 202H21ZM20 203V204H21ZM31 203V204H30ZM36 203V202H35ZM55 203H56V201H55ZM62 203V202H61ZM65 203V202H64ZM64 203H63V206H64ZM100 203V204H101ZM116 203V202H115ZM119 203H120V201H119ZM126 203V202H125ZM124 203V204H125ZM141 203H142V201H141ZM165 203H164V205H165ZM174 203V202H173ZM173 203H172V200H171V203H169V205L171 204V205H173ZM222 203V204H221ZM2 204V203H1ZM11 204V203H10ZM17 204H18V202H17ZM54 204V203H53ZM66 204V203H65ZM73 205H74V203H72ZM80 204H82L83 205V203L81 202ZM79 204V205H80ZM86 204V203H85ZM143 204H145V203H143ZM143 204H141L143 207H142V209H144V207H146V206H148V205H146V206H144ZM151 204H149L150 206H151ZM155 204L156 203H154V206H155ZM220 204V205H219ZM31 205V206H30ZM35 205V204H34ZM55 205H57V203L55 204ZM55 205H54V207H55ZM59 205H62V204H60L59 203ZM58 205V206H59ZM78 205V206H79ZM82 205H81V208H80V206H79V209L82 211V208L84 207H82ZM90 204H88V206H89ZM102 205V204H101ZM157 205V204H156ZM163 205V206H164ZM168 205V204H167ZM170 205V209L172 208V206ZM192 205V204H191ZM195 205V204H194ZM196 205H195V207H196ZM1 206V209L3 210V208H2V205H0ZM7 206H9L8 204H7ZM7 206L5 205V207L4 208H7ZM20 206V205H19ZM66 206V205H65ZM71 206V205H70ZM92 206V205H91ZM122 206H124L123 204H121V207ZM138 206V205H137ZM137 206H136V208H137ZM178 206V205H177ZM193 206V205H192ZM10 207V206H9ZM13 207H15V206H13ZM21 207V206H20ZM27 207V206H26ZM35 207V206H34ZM33 207V208H34ZM90 207V206H89ZM152 207V206H151ZM160 207V206H159ZM174 207V206H173ZM194 207V206H193ZM193 207H192V211H194L193 210ZM194 207V208H195ZM11 208V207H10ZM10 208H7V209H10ZM92 208V207H91ZM123 208V210H124V208H125V206L124 207H122ZM135 208V209H136ZM140 208V207H139ZM152 208H154V207H152ZM156 208V207H155ZM163 208V207H162ZM161 208V209H162ZM165 208V207H164ZM179 208V207H178ZM178 208H176L177 210H178ZM197 208H200V207H197ZM0 209V210H1ZM6 209V210H7ZM55 209H57V208H55ZM93 209H95V207L93 208ZM140 210V212H143L144 210ZM167 209V210H166ZM169 209V210H170ZM172 209H174V208H172ZM180 209V208H179ZM196 209V208H195ZM5 210V212H7ZM11 210H14V212H15V209L13 208V209H11ZM23 210V209H22ZM25 210V209H24ZM27 212H29L28 210H29V208L27 207ZM31 211H32V209H30ZM85 210V209H84ZM92 210V209H91ZM90 210V211H91ZM96 210H98V209H96ZM121 211H122V209H120ZM157 210V209H156ZM162 210H164L163 212H169V210H168V207L167 208H165V209H162ZM198 210H200V209H198ZM198 210H196L195 212H196V216L193 214V212L191 213V214H193V215H190V216H193V217H190V216H188L187 217V219L188 218H192L193 220H194V222L193 223H196V226H198V224L200 225V224H202L203 223V221L205 220V219H207V218H205V217H207V216H205L203 219L204 220H202V218L201 217H203L204 216V214L203 215H201L200 213H202V209L200 210L201 212H198ZM4 211V210H3ZM31 211H30V213H31ZM36 210H34V212H35ZM42 211V210H41ZM58 211V213L60 212L59 210H57ZM81 211H79V212H81ZM86 211V210H85ZM88 212V213H92L93 211H95V210H92V212ZM152 211H153V209H152ZM159 211H160V209H159ZM173 211V210H172ZM180 211H182V210H180ZM4 212V213H5ZM9 212V211H8ZM13 212V213H14ZM56 212V211H55ZM86 212V213H87ZM96 212V211H95ZM98 212V211H97ZM123 212V211H122ZM155 212H157V211H155ZM160 212H162V211H160ZM159 212V213H160ZM162 212V213H163ZM165 212V213H166ZM167 212V213H168ZM3 213V214H4ZM16 213V212H15ZM14 213V214H15ZM36 213V212H35ZM50 213V212H49ZM57 213V214H58ZM83 213V212H82ZM86 213H83L85 216H87L86 215ZM87 213V214H88ZM94 213V212H93ZM158 212H157V214H159ZM161 213V214H162ZM166 213V214H167ZM173 213V212H172ZM179 212H177L176 214H178ZM184 213H185V215H189V214H186V212H183V213H181V214H183L184 215ZM189 213V212H188ZM209 213V214H208ZM2 214V215H3ZM8 214V213H7ZM7 214L5 213L4 214V216L6 215V217H7ZM13 214V215H14ZM18 214V213H17ZM32 214V213H31ZM60 214V213H59ZM97 214V213H96ZM166 214H165V216L163 217V218H165L166 217ZM171 214V213H170ZM175 214V213H174ZM173 214V215H174ZM174 215L175 216V218H176V216L177 215ZM199 214H200V216H199ZM256 214H257V216H256ZM9 215V214H8ZM12 215V216H13ZM28 215H29V213H28ZM50 215V214H49ZM107 216H108V213L106 214ZM164 215V214H163ZM168 215V214H167ZM173 215H172V217H173ZM179 215H180V213H179ZM183 215L181 216V217H183ZM184 215V216H185ZM22 216H23V214L21 213V215H20V219H22ZM50 216H52V215H50ZM67 216V215H66ZM80 216H83V215H80ZM98 216V215H97ZM97 216H95V217H97ZM171 216V215H170ZM199 216V218H201V220L199 219V218H196V217H198ZM255 216V217H254ZM3 217V216H2ZM52 217H54V216H52ZM62 217V216H61ZM61 217H58V218H61ZM76 217H79V216H76ZM92 216L90 215V218H91ZM106 217V216H105ZM123 217V216H122ZM125 217H129V218H131L129 215H127V216H125ZM216 217V218H217ZM12 218V217H11ZM33 218V217H32ZM93 219H94V217H92ZM171 218V217H170ZM169 218V219H170ZM175 218L173 219V220H175ZM184 218V217H183ZM183 218H182V220H183ZM196 218V219H195ZM232 219V220H234V223H235V221L237 220V219ZM25 219V218H24ZM56 219V218H55ZM88 219V218H87ZM109 219V218H108ZM127 219V218H126ZM166 219V218H165ZM168 219V220H169ZM172 219V218H171ZM209 219H211V218H209ZM231 219V218H230ZM5 220V219H4ZM54 220V219H53ZM79 220V218L77 219V221ZM82 220H84V219H82ZM99 220V219H98ZM110 220V219H109ZM109 220H108V222H109ZM122 220H123V218H122ZM184 220H186V219H184ZM193 220H191V221H193ZM195 220H196V222H195ZM59 221V220H58ZM64 221V220H63ZM80 221V220H79ZM89 221V220H88ZM93 221V220H92ZM105 221V220H104ZM124 221H126V220H124ZM128 222L129 221H131L130 219L129 220H127ZM172 221V220H171ZM177 221H179V223H180V217L179 218H177ZM189 221V220H188ZM191 221H189L188 222V224L186 223V224H184V225H188L189 226V223H192ZM201 221H202V223H201ZM205 221H208V219L207 220H205ZM224 221H226V220H224ZM245 221V222H246ZM260 221V222H259ZM3 222V221H2ZM32 222V221H31ZM57 222V221H56ZM81 222V221H80ZM83 222V221H82ZM132 223H133V221H131ZM131 222H129V224H131ZM175 221H173V223H174ZM183 222L184 221H182V224H183ZM186 222V221H185ZM210 221H208V222H204L205 223V225H206V223H208V224H210L209 223ZM221 222V221H220ZM230 222H232L231 220H230ZM245 222H243V223H245ZM77 223V222H76ZM84 223V222H83ZM83 223L81 224V225H83ZM86 223V222H85ZM84 223V224H85ZM91 223V222H90ZM112 223V222H111ZM121 223H122V221H121ZM125 223V222H124ZM224 223V222H223ZM223 223H219L220 225L221 224H223ZM225 223H227V221L225 222ZM229 223V222H228ZM227 223V224H228ZM233 223V222H232ZM232 223H231V226H233L234 227V223H233V225H232ZM239 223V222H238ZM59 224V223H58ZM110 224V223H109ZM109 224H108V227H109ZM123 224V223H122ZM176 224V223H175ZM216 224H218V223H216ZM246 224V223H245ZM7 225V224H6ZM6 225L4 226V227H6ZM77 225H78V223H77ZM101 225V224H100ZM114 225V224H113ZM181 225V224H180ZM179 225V226H180ZM192 225V224H191ZM191 225L189 226V227H191ZM240 225H242V223H240ZM244 225V224H243ZM9 226V225H8ZM7 226V227H8ZM80 226V225H79ZM78 226V227H79ZM88 226V225H87ZM112 226V225H111ZM125 226H129V225H127V223H125ZM125 226H124V229H126L125 228ZM133 226V225H132ZM188 226H183V225H181V227L179 228V229H183V227H184V229H187V227ZM194 226H195V224H194ZM193 225H192V227H193V229H195V227H194ZM237 226V225H236ZM192 227L191 228H189V229H191V231L193 230L192 229ZM199 227V226H198ZM202 227V226H201ZM200 227V228H201ZM261 227H260V229H261ZM12 228V227H11ZM11 228L9 229V231L11 230ZM57 228H58V226H57ZM89 228V227H88ZM88 228H87V230H88ZM127 228H129V227H127ZM133 228H136V227H132V229ZM177 228H178V225H177ZM77 229V228H76ZM83 229H84V227H83ZM91 229V228H90ZM98 229V228H97ZM106 229H111V228H107L106 227ZM112 229H113V227H112ZM111 229V230H112ZM129 229H131V228H129ZM183 229V230H184ZM202 229V228H201ZM201 229H199L201 232H203L204 231V229L203 230H201ZM8 230V229H7ZM85 230H86V228H85ZM92 230H94L95 231V229H92ZM105 230V229H104ZM114 230V229H113ZM115 230H117V228H115ZM114 230V231H115ZM119 230V229H118ZM127 230V229H126ZM138 230V229H137ZM195 230H197V227H196V229ZM206 230V229H205ZM262 230H261V232H262ZM113 231V232H114ZM124 232H125V230H123ZM130 231V230H129ZM136 231V230H135ZM185 231V230H184ZM200 231H197V232H200ZM2 232V231H1ZM12 232V231H11ZM11 232H8L7 233V231H6V236L8 235H10L11 234ZM58 232V231H57ZM97 232V231H96ZM105 232H106V230H105ZM108 233H109V230L107 231ZM112 232V231H111ZM121 232V231H120ZM136 232H138V231H136ZM193 232V231H192ZM196 232V233H197ZM260 232V233H261ZM2 233H3V235H2ZM1 234H0V241L2 242L3 241V239H4V242L2 243V244H4L5 245V240L7 239V237L5 236V233L4 232H2ZM10 233V234H9ZM88 233V232H87ZM90 233V232H89ZM115 233V232H114ZM204 233V232H203ZM77 234H79L78 232H77ZM92 234V233H91ZM96 234V233H95ZM110 235L112 234V233H109ZM109 234H106V235H109ZM122 234H123V232H122ZM133 235L135 234V232L133 231V233H132ZM138 234V233H137ZM136 234V235H137ZM140 234H142L141 232H140ZM144 234V233H143ZM194 234H195V232H194ZM200 235H201V237H202V239H201V237L199 236V238L201 239V241H202V243H205V245L207 246V244L208 245H210L209 244V242H211L212 243V241L210 240L207 244H206V242H207V240L205 239V236L203 237L202 236V233H199ZM198 233L197 234H195V235H199ZM12 235V234H11ZM16 235V234H15ZM18 235V234H17ZM74 235H75V233H74ZM80 235V234H79ZM112 235H114V234H112ZM111 235V236H112ZM121 235V234H120ZM125 235H126V233H125ZM204 235V234H203ZM78 236V235H77ZM116 236V235H115ZM130 236H131V233H130ZM139 236V235H138ZM142 236V235H141ZM140 236V237H141ZM4 237H6V239L4 238ZM11 237V236H10ZM13 237V236H12ZM75 237V236H74ZM79 237H81V236H79ZM79 237H78V240H79ZM112 237H114V236H112ZM143 238H139V237H134L135 238V240L136 241H134V242H138L139 243V241H142V239H144L143 241L145 242H147V240H145L146 239V237L144 238V235L142 236ZM198 237V236H197ZM196 237V238H197ZM240 237V238H241ZM89 238V237H88ZM95 238V237H94ZM106 238H108V236L106 237ZM132 238H133V236H132ZM199 238H197L198 240H199ZM204 238V239H203ZM239 238V239H240ZM10 239V238H9ZM9 239H7V240H9ZM75 239H77V238H75ZM84 239V238H83ZM111 239V238H110ZM110 239H107V241L108 240H110ZM115 239V238H114ZM114 239H112V240H114ZM119 239V238H118ZM220 239V238H219ZM218 239V240H219ZM237 239V238H236ZM13 240V239H12ZM19 240V239H18ZM25 240V239H24ZM27 240V239H26ZM86 240V239H85ZM217 240V239H216ZM221 240H222V238H221ZM247 240V241H246ZM11 241V240H10ZM17 241V240H16ZM23 241V240H22ZM22 241H19V243H21ZM77 241V240H76ZM80 241V240H79ZM78 241V242H79ZM86 241H88V240H86ZM143 241H142V243H143ZM200 240H199V242H201ZM225 242H227V240H224ZM238 241V240H237ZM26 242V241H25ZM83 242H84V240H83ZM111 242V241H110ZM133 242V243H134ZM145 242V244L144 245H148V243H146ZM220 242V241H219ZM222 242V241H221ZM221 242H220V244H221ZM241 242V241H240ZM11 243V242H10ZM16 243H18V242H16ZM18 243V244H19ZM27 243V242H26ZM30 243V242H29ZM80 243H82V242H79V244ZM108 243V242H107ZM214 243V242H213ZM212 243V244H213ZM215 243H217V241L215 242ZM234 243V242H233ZM232 243V244H233ZM238 243V242H237ZM236 242H235V244H237ZM1 244V246H3ZM7 244V243H6ZM22 244H24V245H26L24 242L22 243ZM22 244H20V245H22ZM76 244H78L77 242H76ZM86 244V243H85ZM91 244H92V242H91ZM91 244L89 245V246H91ZM112 244V243H111ZM199 244H201V243H199ZM211 244V245H212ZM219 244V245H220ZM229 244V243H228ZM227 243H222V245L223 246H225L226 247V249H228L229 248V246H231L232 244L230 243V245H228ZM9 245V244H8ZM20 245H18V246H20ZM48 245H50V244H48ZM47 245V246H48ZM88 245V244H87ZM87 245H85V247H86V251H87V248L89 247H87ZM143 244H142V248L141 247H139V246H141V244H139V248L137 247L136 249H139V250H137V252L132 256V258L130 259V260H132V262L134 263V264H144V263H150V264H165V263H167V262H165L164 263V260L165 259H163V261L159 258V259H157V258H155L154 256H150V255H148V253L146 254L144 251H142V250H144L143 249V246H144ZM214 245H216V244H214ZM211 246L212 247V249L215 251V246ZM221 245V246H222ZM7 246V245H6ZM14 246H17V244H14ZM18 246H17V249H15V250H12V252H10L9 253V255H7V258L9 257L10 258V261L9 260H7V261H4L3 260V262H0L1 264H21V263H19L17 260H18V251H19V248H18ZM46 245H45V247H46V249H45V252H48V251H46L47 250V247ZM51 246V245H50ZM49 246V249L50 248H55V247H50ZM78 245H76V247H77ZM79 246H81L82 247V245L80 244ZM126 246V245H125ZM174 246V245H173ZM201 246V245H200ZM217 246V245H216ZM228 246V247H227ZM24 247V246H23ZM35 247V246H34ZM81 247H79V248H81ZM122 247L123 248H126V249H124V250H127V247H124V245H122ZM149 246H147V248H148ZM171 247H172V245H171ZM197 247V246H196ZM195 247V248H196ZM205 247V246H204ZM219 247V246H218ZM4 248V247H3ZM12 248L14 249V247L12 246ZM27 248V247H26ZM79 248H77V249H79ZM93 248V247H92ZM112 248H114V247H112ZM115 248H117V250H118V248H120V246L119 247H115ZM123 248L122 249H119L120 251L121 250H123ZM141 248V249H140ZM194 248V247H193ZM198 248H199V246H198ZM217 248V247H216ZM222 248V247H221ZM224 248V247H223ZM6 249V248H5ZM21 249V251L22 250H25V249H23V248H20ZM28 249H29V247H28ZM35 249V248H34ZM57 249V248H56ZM55 249V250H56ZM82 249V248H81ZM89 249V251H90V248H88ZM157 249V248H156ZM159 249H160V246H159ZM169 249V248H168ZM175 249H176V247H175ZM8 250H10V249H8ZM36 250V249H35ZM51 250H53V249H51ZM50 250V252H54V251H51ZM83 250H85V249H83ZM115 249H113V251H114ZM123 250V251H124ZM172 250V249H171ZM199 250H201V249H199ZM199 250H197V251H199ZM223 250V249H222ZM244 250H246V252L244 251ZM11 251V250H10ZM32 250H30V252H31ZM81 251L82 250H80V252L79 251H77V252H79V253H81ZM116 251V250H115ZM119 251V252H120ZM167 251V250H166ZM217 251V250H216ZM221 251V250H220ZM225 251V250H224ZM227 251H229V250H227ZM226 252V253H228V255L230 254V253H232V252ZM29 252V251H28ZM39 252V251H38ZM43 252H44V250H43ZM49 252V253H50ZM56 252V251H55ZM61 251H57V253H60ZM112 252V251H111ZM117 252V251H116ZM130 253L132 252V251H129ZM157 252H158V250H157ZM175 252L177 253V251L175 250ZM179 252V251H178ZM218 252H219V249H218ZM245 252V253H244ZM26 253V252H25ZM83 253V252H82ZM112 253H114V252H112ZM126 253V252H125ZM128 253V252H127ZM126 253V254H127ZM160 253V256L162 257V256H164V255H161V253L162 252H159ZM173 253H174V251H173ZM186 253H188V252H186ZM222 253V252H221ZM226 253L224 254L225 256H226ZM28 254H30V255H32L31 253H28ZM34 254V253H33ZM40 254V252L38 253V256H41V255H39ZM42 254V253H41ZM51 254V253H50ZM54 254V253H53ZM52 254V255H53ZM61 254V253H60ZM77 254V253H76ZM120 254V253H119ZM167 254V253H166ZM168 254H170V253H168ZM172 254V253H171ZM178 255H179V253H177ZM182 254V253H181ZM191 254V253H190ZM190 254H189V256H190ZM211 254H213V252H211ZM44 255H48V253L46 254V253H44ZM43 255V256H44ZM52 255H51V258L49 257V259L48 260H51L53 257H52ZM59 255V254H58ZM175 255V257L176 256H178V255H176V254H174ZM174 255H173V257H170V259H169V257L168 256H170V255H168V256H166L165 258L167 259V261L169 260V262L170 263H168V264H172V258H174ZM186 255V254H185ZM223 255V256H224ZM228 255L226 256V257H228ZM54 256V255H53ZM129 256V255H128ZM187 256V255H186ZM206 256V255H205ZM216 256V255H215ZM230 256H231V254H230ZM55 257V256H54ZM62 257V256H61ZM125 257V256H124ZM127 257V256H126ZM130 257V256H129ZM156 257H157V253H156ZM159 257V256H158ZM185 257V256H184ZM188 257V256H187ZM191 258L190 259H192V257L193 256H190ZM34 258H35V255H34ZM41 258V257H40ZM39 258V259H40ZM43 258L44 257H42V262H41V260H39L40 262H41V264H47V263H49L48 262V260H47V257L45 258L47 261H44V262H46V263H44L43 262ZM128 258V257H127ZM164 258V257H163ZM181 258V257H180ZM183 258V257H182ZM186 258V257H185ZM229 258V257H228ZM232 258H233V262H234V258H235V256L234 255H232ZM238 258V260H239V257H237L236 256V258H235V260ZM2 259V258H1ZM37 259V258H36ZM35 259V260H36ZM44 259V260H45ZM54 259V258H53ZM172 259V260H171ZM175 259V258H174ZM187 259V258H186ZM229 259H231V257L229 258ZM81 260V259H80ZM79 260V261H80ZM83 260V259H82ZM81 260V261H82ZM114 260V259H113ZM128 260V259H127ZM129 260V261H130ZM176 260V262L179 260V262H178V264L180 263V264H184L183 262H180L181 260L180 259H175ZM174 260V261H175ZM220 260V259H219ZM237 260V261H238ZM22 261V260H21ZM38 261V260H37ZM53 261V260H52ZM78 260H77V262H79ZM173 261V264L175 263ZM184 261V260H183ZM187 261H188V259H187ZM194 261H195V259H194ZM226 261H227V259H226ZM224 261V263L223 264H226L227 262V264H230V263H232V260L231 261ZM36 262V261H35ZM83 262V261H82ZM189 262V261H188ZM190 262H191V260H190ZM189 262V263H190ZM226 262V263H225ZM230 262V263H229ZM240 261H238L237 263H239ZM25 263H26V261H25ZM68 263V262H67ZM76 263V262H75ZM81 263V262H80ZM115 263V262H114ZM117 263H121V262H116V264ZM123 263V262H122ZM121 263V264H122ZM126 263V262H125ZM128 263H131V261L130 262H128ZM132 263V264H133ZM185 263H186V261H185ZM234 263H236V262H234ZM233 263V264H234ZM244 263V264H245ZM27 264V263H26ZM29 264V263H28ZM36 264H38V263H36ZM51 264H54V262L53 263H51ZM56 264H57V261H56ZM77 264H79V263H77ZM82 264V263H81ZM108 264V263H107ZM111 264H113V263H111ZM187 264V263H186ZM200 264V263H199ZM201 264H203V261H202V263ZM204 264H206V263H204ZM222 264V263H221ZM240 264V263H239Z\"/></svg>", "mask_w": 264, "mask_h": 264}]
</instances>
